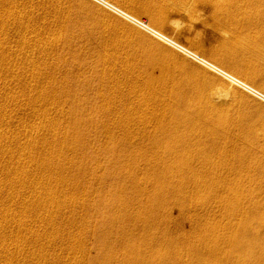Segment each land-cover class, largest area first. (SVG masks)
I'll return each instance as SVG.
<instances>
[{
  "label": "bare ground",
  "instance_id": "1",
  "mask_svg": "<svg viewBox=\"0 0 264 264\" xmlns=\"http://www.w3.org/2000/svg\"><path fill=\"white\" fill-rule=\"evenodd\" d=\"M15 1V0H14ZM12 1V0H0V9L2 10H0V21H2V23L3 24H9L10 25V23H11V26L15 23H17L19 26L20 25H24V19H28V16L26 17V18H24L23 17V15H22V8L23 7H21L22 6V4H23V2H25V3H29V0H28V2L27 1H25V0H20V3L19 4H17L19 1L17 0V2L15 1ZM32 0H30V2H31ZM95 2H98L99 4H101V5H103V6H105V7H107V8H109L111 11H114L116 14H118V15H120V17H123V18H125L128 22H130V23H134L135 25H137V26H139L140 28H142V29H144L145 31H147L148 33H150V34H152L153 36H155V37H157L159 40H162V41H164V42H166L167 44H169V45H171V46H173L174 48H176L177 50H179V51H181V52H183L186 56L188 55L189 57H192L193 59H195L196 61H198V62H200L202 65H204V66H206L208 69H211L212 71H214V72H216L217 74H219L221 77H223L225 80H226V82L228 83V84H225V88L224 87H221V89H223V91H222V96H223V93H224V95H225V97H226V95H230V93H231V89H229V88H233V87H239V89L241 88V89H243L244 91H246L247 93H249V94H251L252 96H254V97H256L257 99H259V100H261L262 102H264V74H262V75H260L259 73H256V72H253V71H249V69L247 68V64H245L243 61H245L244 59L243 60H241V58L240 57H235L234 56V53L231 51V52H226V51H221V50H219L220 48H218L219 46H216V45H210V44H205L204 42H202L199 38H197V37H191V38H189V40H190V44L189 45H186V44H184V43H181L180 42V40L178 41V39L176 40L175 39V37H172L171 35H168L167 33H166V31L164 30V28H165V26H166V24H167V20L164 18V17H162V14H160V13H162V11H159L160 13H158V12H156L155 10H152V9H150L148 6H146V5H143V6H139V5H136L135 3H134V1H127L126 2V0H94ZM174 1V0H173ZM180 3H181V12H183L184 14H187V12H185V11H187V9H188V12H189V10H190V12L188 13V14H190V15H193V16H195V11H196V6H198L197 4H199L200 5V7L204 10V12H207L206 13V15H208V19H207V21H208V24L210 25V27H211V29L214 31V32H216V33H219L218 35H220V34H227L228 35V37H230V41L231 40H233L234 42H237V43H239L240 45H241V43H242V45H243V49L242 50H246L247 52H249V53H252L253 52V54H260V55H264V0H178ZM192 1H193V3H192ZM197 3L196 4V6L194 5V3L195 2ZM35 2V1H34ZM37 2V1H36ZM123 2H125V4L123 5V4H121V3ZM172 2V1H171ZM178 2V3H179ZM20 4H21V6H20ZM45 4V3H44ZM146 4V3H145ZM174 4H175V2H174ZM187 4H189V5H192L191 6V8H190V6L189 7H187L186 5ZM18 5V6H17ZM27 5V4H26ZM38 5V4H37ZM40 5V4H39ZM38 5V6H39ZM164 5V4H163ZM24 7H25V5H23ZM30 6V5H29ZM35 6V5H34ZM47 6H49V5H47ZM162 6V5H161ZM170 6V5H169ZM183 6V7H182ZM18 7H20V9H18ZM32 7V6H31ZM36 7V6H35ZM43 7H44V5H43ZM200 7L198 6V8L200 9ZM34 8V7H33ZM160 8V7H159ZM171 8V7H170ZM28 9H30V8H28ZM42 9V8H41ZM34 10V9H33ZM36 10V9H35ZM45 10V9H44ZM59 10V9H58ZM88 10V9H87ZM167 10V9H166ZM180 10H178L177 12H179ZM47 11V10H46ZM52 11V10H51ZM171 11V10H170ZM198 11V10H197ZM197 11H196V14H197ZM25 12V14H26V11H23V13ZM36 13V12H35ZM48 13V12H47ZM24 14V15H25ZM27 14H28V12H27ZM26 14V15H27ZM32 14H33V12H32ZM66 14V13H65ZM146 15L147 16V18H145L144 20L143 19H140L139 17H140V15ZM31 15V14H30ZM30 15H29V17H30ZM36 15H37V13H36ZM57 15H60V14H57ZM62 15V14H61ZM189 15V16H190ZM199 15V14H198ZM197 15V16H198ZM34 16V15H33ZM56 16V15H55ZM64 16V15H63ZM52 17H53V15H52ZM103 17V16H102ZM104 17H106V16H104ZM186 17V16H185ZM204 17V16H203ZM41 18V17H40ZM42 18H44V17H42ZM48 18H50L49 20H48ZM48 18L46 19L47 20V22L48 21H50V25L52 26L53 24H55L56 26H57V24L58 23H60L59 24V28H58V31H55V32H57V34L54 32V30H55V27H53V31L51 32V30H50V28H51V26H49L48 28H49V31L51 32V35H48V36H50L51 37V39H46V38H44L43 37V39H41L42 37H40V35H42V34H38V33H36V35H34V36H37V34L39 35V36H37V37H39V38H35V39H37V40H39V42L41 43V44H44L43 46H45V45H49V47L51 46V45H54V43H55V41H56V39H52V37L54 36V34L56 35V38L57 37H59V38H64V39H66V40H68V39H70V38H77V37H84V38H86L87 40H88V42H92V43H96L95 42V37H94V35L93 34H95V33H93L92 31H91V29H84L83 28V30L82 31H80L79 32V34L76 36H74V35H72V33H75V32H72L70 29H69V27H68V22L67 23H65L64 22V20H61L60 21V19H62V18H60L59 19V17H57V18H55V17H53V19H51V17H49L48 16ZM108 18V17H107ZM112 18V17H111ZM192 18V17H191ZM191 18L189 19V20H191ZM200 18V17H199ZM37 19V18H36ZM66 19V18H65ZM195 19H197L196 17H195ZM35 20V19H34ZM38 20V19H37ZM46 20H45V22H46ZM52 20V21H51ZM169 20V19H168ZM28 22H26L25 23V25L26 24H28L29 25V20H27ZM31 21V20H30ZM39 21H41V20H39ZM54 21H55V23H54ZM118 21V20H117ZM37 22V21H36ZM42 22V21H41ZM40 22V23H41ZM106 22V21H105ZM31 23V22H30ZM49 23V22H48ZM53 23V24H52ZM86 23V22H85ZM31 24H33V23H31ZM109 24V23H108ZM112 24V23H111ZM119 24V23H118ZM9 25H7V26H9ZM49 25V24H48ZM54 25V26H55ZM174 25V24H173ZM209 25H208V27H209ZM7 26H5V27H7ZM43 25H41V29L43 28L42 27ZM45 26V25H44ZM75 26V25H74ZM104 26V25H103ZM204 26V25H203ZM206 26V25H205ZM22 27L23 26H21V29H22ZM25 27V26H24ZM27 28H29L28 26H26ZM33 27V26H32ZM31 27V28H32ZM40 27V26H39ZM73 27V26H72ZM80 27V26H79ZM99 27V26H98ZM119 27V26H118ZM125 27V26H124ZM177 27V26H176ZM184 27V26H183ZM3 27L1 26L0 27V29H2ZM10 28V27H9ZM12 28H14V27H12ZM16 28H17V26H16ZM15 28V29H16ZM37 28V27H36ZM35 28V32H36V29ZM47 28V27H46ZM110 28V27H109ZM108 28V29H109ZM5 29V28H4ZM19 30H20V28H18ZM18 29H17V31H18ZM40 29V28H39ZM6 30V29H5ZM4 30V31H5ZM29 30V29H28ZM102 30V29H101ZM111 30V29H110ZM143 30V31H144ZM15 31V30H14ZM40 31V30H39ZM47 31V30H46ZM49 31H47V32H49ZM25 32V31H24ZM28 32V31H27ZM54 32V33H53ZM103 32H104V30H103ZM242 32H245V34L247 35H243L242 34ZM4 33V32H3ZM2 32H1V34H3ZM6 33V32H5ZM31 33V32H30ZM41 33V32H40ZM44 33H46V32H44ZM53 33V34H52ZM93 33V34H92ZM99 33V32H98ZM111 33V32H110ZM115 33V32H114ZM181 33V32H180ZM241 33V34H240ZM26 34V33H25ZM48 34V33H47ZM47 34H43L42 36H46L47 38H48V36H47ZM135 34H136V32H135ZM139 34H140V32H139ZM139 34H138V36H139ZM7 36L9 35V33L8 34H6ZM21 35H22V33H21ZM20 35V36H21ZM96 35V34H95ZM109 35V34H108ZM118 35V34H117ZM142 35V34H141ZM241 35L242 36H244V38H247V39H243V40H247V41H242V40H240L241 39ZM3 36H4V34H3ZM33 36V37H34ZM31 38H33L32 37V35L30 36ZM97 37H100L101 38V36L99 35V36H97ZM108 37H110V36H108ZM143 37V36H142ZM21 38L23 39V42L25 43V45L27 46L28 45V48H26L25 46V48H23L24 50L25 49H27V51L30 49V47L29 46H31L32 45V43H31V41H30V45L28 44L29 43V39H26V36H24V35H22L21 36ZM30 38V39H31ZM83 38V40H85ZM104 39H105V37H103ZM154 38V37H153ZM156 38V39H157ZM34 38L33 39H31V40H35ZM102 40V41H100V43L98 44V43H96L97 44V46L95 47V48H97V47H99L100 49H98L97 50V55H98V60H97V62H99V65H98V67L100 68V70L98 69L97 70V72H99L98 74L100 75V79H99V82H100V84L102 83V82H104L103 80L104 79H110V81H109V84H107V85H109L110 87H108V88H111L110 90H114L113 92H111L112 93V97L114 98V99H116V100H118L117 99V97H120V95L122 94V92H119L120 90H122L124 87H126L125 88V90L127 89V95H129V94H133L132 96L131 95H129V97H131L130 99H129V97L127 98V99H125V101H122L123 103V105H122V107L124 106V109H121V110H125L123 113L125 114V115H123L124 117L122 118L121 117V119L120 120H115V119H113V118H116V117H118V118H120L119 117V115L117 116V115H115V117L114 116H112V119L113 120H110V122L111 121H113V122H111V124H110V126H107V123L105 124L104 122L106 121V119H104L105 121H103L102 119L100 120V119H97L96 118V121L95 122H98L100 125L99 126H96V127H99L100 129L99 130H101V128L103 127V129L101 130V132L102 131H105V133H106V136L108 135L107 133H109V135L110 136H116L115 138V140L114 141H116V147H115V151L116 152H119V154H117V156L119 157V159L120 160H122L121 158L123 157V158H129L130 159V157L132 156V155H137V153L135 152V153H132L133 151V147H131V149L129 148V146H132V145H134V143H136V138H137V136H134L135 138H133L132 140L133 141H135V142H131L132 140H131V138H132V136H133V134L134 133H136V135L137 134H140V133H138L139 131H140V125L137 123L138 121L140 122V124L143 126H141L142 128V132L144 133L145 131H149V129H148V127H149V125H155L156 126V128H157V130L154 128V130H156L157 132H159L160 134H162V135H169L170 136V138L172 137L173 139L175 138L178 142H177V145H176V148H174L173 150H171L172 149V145L170 144V147H171V149H167L166 148V152H159V151H156V152H159L158 154H156V158L158 157V163H157V165H155V164H152V168L150 169V171L149 172H146L148 175H146L147 176V182L149 183H151V184H154V185H152L151 187L152 188H150V189H146V187H145V191L143 190L142 191V187L144 186L142 183H140V180H137V178H136V180L134 179L135 178V175H134V173H133V171H135L133 168H137V170H138V167L136 166V165H138L137 163H138V161H140V159H137V158H139L140 156H138L137 155V158L135 159V157H131L132 158V161H131V159L129 160V161H131V164H130V167H129V169H130V173H129V181H131L132 183H131V185H130V188H129V186L127 187V186H124V188H123V186H121V188L122 189H124L123 191V193H125L124 194V199L123 200H125V202H126V204H127V206L124 208V209H122V210H118V211H114V215H110L108 218H103V220L101 221V227H100V229L97 231V232H95L94 233V237H95V251H96V254L93 256V258H92V260H91V262H90V264H260V263H264V212L262 211V205H263V203H261L260 201H259V196H257V194H255V193H252V192H250V194H248V196H246V197H243V196H235V200L237 201V202H239L240 204H241V206H243V209L242 210H240V212H238L239 213V215H238V213L233 217V219H236V220H239V222L238 223H235V225H234V228L232 227V226H224V227H222V228H217V225H218V222L217 223H215V225H214V223L212 224V223H210V221L208 222H203V221H201V218H199V217H196V219H193V225H192V227H191V229H190V227H187V228H189L188 229V233H186L185 235H183V236H180L179 235V232L176 230V226H177V224L176 223H178L179 221H181L182 220V215H180L179 217H181V218H179V219H177V218H173L172 216H173V214H171V215H168V213L166 212V210H165V208H166V206H170V207H178L179 208V210L180 209H182L181 207H182V205H183V200H184V198L186 197H184V193L186 192H188L187 191V189H188V187L186 188V187H184L183 185H184V182H185V179L184 178H180L179 176H177V177H175L174 175H173V166H172V168H171V163H169V164H167V166L169 165L170 167H167V166H165L166 164H165V161H166V155H168L169 157H172V162L176 159H180V158H182V157H184V156H181L182 154H187V153H191V155H194V156H196V157H192L191 158V160H193L194 161V164L192 165V166H188L187 165V162H188V160L190 159V158H188L187 160H186V162H184V164H185V167H181V169H183V168H185L187 171L188 170H191V169H193V168H195L196 167V165H197V170H198V168H199V170H200V172H199V174L197 175V176H193V180H195L194 181V183H193V181H192V179H190L189 180V178H188V180L190 181L189 182V184H186V185H191L190 183H192L193 185L192 186H194V189L195 190H203V191H206L207 193H205V194H207V195H209V196H214V197H219L218 196V191H220V190H224L223 192H226L227 190H229V192H231L230 194H232L233 193V195H234V192H237V189H236V187H234V188H230L229 187V185L228 186H225V184H226V182H228V181H230V182H232L231 180H235L236 181V183L238 182V180H237V178H236V176L235 175H233L234 173H230V174H228V176H226L227 174L225 173V176H222L223 177V179H219L220 178V176H218L219 174H218V172H217V170H219V168H220V166H219V168L217 169L216 168V166L218 165L217 163H218V161L220 160V159H222V158H224L222 161H224L225 162V164H224V166L222 167L223 168V171H224V169L225 168H227V169H231L232 167H234V168H239L240 170H242V172L243 171H248V172H251L253 175H255V176H258V177H260V179H259V181H258V184L259 185H257L259 188L260 187H262V189H261V191L264 193V182H263V178H264V133H263V135H258V134H256L255 133V131H256V129L257 128H259V127H261V128H263L264 129V120L262 121L261 119L259 120V118L257 117L258 116V112H259V108H258V106H257V104H255V103H253V101L252 100H249L248 98H240L239 100L240 101H242V103H244V106H245V108L248 110V111H250L251 112V114H253L254 115V118H253V120H252V122L251 123H249L245 128H242L241 127V122H238V121H228L227 119H225V118H223V117H221L220 116V110L221 109H223L221 106V109L219 110V113H217V111H218V109H217V111H214V112H211V111H209V110H197V109H195V110H190L189 109V112H188V110H187V107H189V105H195L194 103H191L193 100H191V102L190 101H188L189 103H187L186 101H185V96H183L182 95V93H180L179 91H178V87H177V84L178 83H175V81L171 78V77H169V74H168V77L163 73V74H161V75H155L154 73H153V67L155 66V65H159V66H162V67H164V72L166 71V70H168L165 66H164V64H163V60L161 59V58H155V57H152V56H149V55H145V58H143L144 60L142 61V60H139L137 57H133V56H131L130 55V52H129V50L127 49V51H126V49L124 48L125 47V45H123L122 44V42L121 41H118V40H114V39H112V40H114V41H109L107 38H106V40ZM61 40V39H60ZM66 40H63V41H65L66 43L65 44H67V41ZM73 40V39H72ZM77 40V39H76ZM87 40H85V41H87ZM148 40V39H147ZM217 40V39H216ZM227 40V39H226ZM59 41V40H58ZM79 41V40H78ZM81 41V40H80ZM219 41H220V39H219ZM229 41V40H228ZM232 41V42H233ZM33 42V41H32ZM84 42V41H83ZM83 42H81V43H83ZM223 42V41H222ZM221 42V43H222ZM226 42V41H225ZM224 42V43H225ZM259 42H261V44H262V46L263 47H261L260 45H259ZM34 43H35V41H34ZM80 43V44H81ZM208 43V42H207ZM216 43V42H215ZM23 44V43H22ZM35 44H37V46L39 45V43H37V41H36V43ZM35 44H34V46H32L33 48L34 47H36L35 46ZM40 44V45H41ZM60 44H62V43H60ZM59 44V45H60ZM76 44V43H75ZM74 44V45H75ZM127 44V43H126ZM232 44H234V43H232ZM1 45V44H0ZM39 45V46H40ZM57 45V44H56ZM56 45H54V46H56ZM59 45H57V47L59 46ZM128 45V44H127ZM147 45V44H146ZM219 45V44H218ZM221 45V44H220ZM228 45H229V43H228ZM64 46V45H63ZM85 46V45H84ZM89 46H92V45H89ZM94 46H95V44H94ZM154 46V45H153ZM260 46V47H259ZM41 47V46H40ZM52 47V46H51ZM50 47V49H48V47L47 46H45L44 48H46V50L44 49V51H46L47 52V50H52V48ZM39 48V47H38ZM43 48V47H42ZM40 49V50H42L43 51V49ZM53 48H55V47H53ZM59 48V47H58ZM62 48V47H61ZM60 48V49H61ZM63 48H65L66 50L65 51H67V49H69V48H66V45H65V47H63ZM70 48H72V46L70 47ZM76 47H74L73 49H75ZM79 48V47H78ZM77 48V49H78ZM153 48V47H152ZM156 48H158L159 49V47H157L156 46ZM230 48V47H229ZM234 48V47H233ZM22 49V50H23ZM32 49V48H31ZM73 49H72V51H73ZM82 49H83V46H82ZM157 49V50H158ZM173 49V48H172ZM34 50V49H33ZM32 50V51H33ZM38 50V49H37ZM39 50V51H40ZM54 50H56V48L54 49ZM70 50V49H69ZM89 50H90V48H89ZM154 50V49H153ZM156 50V51H157ZM160 50V49H159ZM163 50V49H162ZM161 50V51H162ZM164 50H167V49H164ZM241 50V49H240ZM56 51H58V49L56 50ZM74 51H76V49L74 50ZM151 51V50H150ZM176 51V50H175ZM22 52H24V51H22ZM30 52V51H29ZM68 52V51H67ZM70 52H71V50H70ZM133 52V51H132ZM147 52V51H146ZM167 52V51H166ZM1 53H2V51H1ZM0 53V54H1ZM6 53V52H5ZM27 53V52H26ZM33 53V52H32ZM40 53V52H39ZM48 53V52H47ZM59 53H62L61 51H59ZM144 53V52H143ZM153 53V52H152ZM157 53V52H156ZM170 53V52H169ZM179 53V52H178ZM245 53V52H244ZM248 53V54H249ZM9 54V53H8ZM25 56H27L26 54H25V52L23 53ZM41 54H42V56L44 55V53L43 52H41ZM50 54H51V52H50ZM55 53H53V55H54ZM58 54V53H57ZM64 54V53H63ZM84 54V53H83ZM89 55H90V52L88 53ZM87 54V55H88ZM94 53L92 52V55H93ZM174 54V53H173ZM182 54V53H181ZM236 54V53H235ZM3 55V53L0 55V56H2ZM16 55V54H15ZM20 55V54H19ZM22 55V54H21ZM45 55H47L48 56V54H46L45 53ZM44 55V56H45ZM66 55V54H65ZM67 55H69V53H67ZM66 55V56H67ZM162 55H163V53H162ZM169 55V54H168ZM61 56V55H60ZM60 56H58L59 58H60ZM80 56H82V55H80ZM91 56V55H90ZM160 56V55H159ZM251 56V55H250ZM2 57H4V56H2ZM1 57V58H2ZM9 58H10V56H8ZM16 56H14V58H15ZM29 57V56H28ZM31 57H33V56H30V58ZM37 57H38V54H37ZM87 57H89V56H87ZM140 57V56H139ZM163 57V56H162ZM182 57V56H181ZM248 57V56H247ZM261 57V56H260ZM9 58H7V54H6V57H5V59L6 60H8ZM17 58V57H16ZM20 57L18 56V59H19ZM35 58V57H34ZM39 58V57H38ZM55 58V57H54ZM63 58V57H62ZM66 58V57H65ZM65 58H64V60H65ZM85 58V57H84ZM92 58V57H91ZM96 58H97V56H96ZM141 58V57H140ZM166 58V57H165ZM169 58V57H168ZM170 58H172V57H170ZM178 58V57H177ZM184 58V57H183ZM246 58V57H245ZM3 59V61H5L4 60V58H2ZM1 59V60H2ZM23 59V58H22ZM21 59V61H24L25 60V57H24V60H22ZM27 59V63H29L32 59H30V61L28 60L29 58H26ZM42 59V58H41ZM51 59H53V58H51ZM57 59V58H56ZM55 59V60H56ZM67 59V58H66ZM81 59V58H80ZM180 59V58H179ZM188 59V58H187ZM11 60V59H10ZM9 60V61H10ZM14 60V59H13ZM40 62H41V60L40 59H38ZM38 60H36L35 62H38V64L37 65H39V61ZM44 60H45V58H44ZM87 60V59H86ZM93 60V59H92ZM172 60H173V58H172ZM171 60V61H172ZM15 61V60H14ZM21 61L19 62V63H21ZM46 61V60H45ZM45 61H44V64H45ZM62 61H63V59H62ZM69 61H70V59H69ZM165 61V60H164ZM180 61H182V60H180ZM1 62V65H2V61H0ZM53 62H54V60H53ZM60 62V61H59ZM71 62V61H70ZM77 62V61H76ZM84 62H85V60H84ZM94 62V61H93ZM174 62V61H173ZM188 62H189V60H188ZM188 62H186V63H188ZM6 63H7V61H6ZM12 63H13V61H12ZM12 63L10 64L11 66H12ZM25 63V61L24 62H22V64L21 65H18L17 64V62L15 63H13L14 65L13 66H15V64H17V66H16V69L18 70L19 68H17L18 66H22L23 64ZM26 63V65L27 66H29V64H27ZM32 63H33V65H34V62L32 61ZM57 63V62H56ZM68 63V62H67ZM66 63V64H67ZM74 63V65H76V63L75 62H72V64ZM184 63V62H183ZM8 64V67H11V66H9V62L7 63ZM47 64V63H46ZM55 64V63H54ZM90 64V63H89ZM89 64H87V66H89ZM178 63H176V65H177ZM180 64V63H179ZM192 64V63H191ZM190 64V65H191ZM1 65H0V67H1ZM26 65H23L24 67H26ZM36 65V66H37ZM70 65V64H69ZM68 65V66H69ZM83 65H85V64H83ZM82 65V66H83ZM173 65V64H172ZM188 65H189V63H188ZM6 66V65H5ZM30 66H32V64H31V62H30ZM29 66V67H30ZM40 66H41V64H40ZM40 66H38V67H40ZM50 66H52V65H50ZM59 66V65H58ZM57 66V67H58ZM77 67H78V64L76 65ZM81 66V65H80ZM93 66V65H92ZM96 66V65H95ZM178 66V65H177ZM180 66H182V68H184V69H186V71L188 70H190V71H192V68L191 69H189V67H187L185 64H181ZM24 67H22L23 69H24ZM33 67V66H32ZM60 67V66H59ZM72 67H74V66H71V68ZM84 67H86V66H84ZM84 67H82L83 69H84ZM97 67V66H96ZM171 67V66H170ZM192 67H194V66H192ZM21 68V67H20ZM27 68V67H26ZM41 68H43V67H41ZM48 69L50 68V67H47ZM75 68L76 67H74V70H75ZM81 68V69H82ZM154 68H156V66L154 67ZM198 68H200V66L198 67ZM4 69H5V67H4ZM3 69V70H4ZM16 69H13L14 70V72H15V76H16V72L17 71H15ZM28 69V68H27ZM30 69H32V68H30ZM47 69V70H48ZM55 69V68H54ZM70 69V68H69ZM68 69V70H69ZM78 69V68H77ZM157 69V68H156ZM1 70V69H0ZM3 70H1L2 71V73L3 72H5V71H3ZM6 70V69H5ZM8 70V69H7ZM12 70V69H11ZM29 70V69H28ZM27 70V71H28ZM36 70H37V67H36ZM35 69H33V72L32 71H28V72H32L31 74H32V77L34 78V76L35 77H37V76H39L41 73H42V70H41V72H39V69L37 70V72L38 73H40V74H38L37 75V72H34V71H36ZM51 70L52 69H50V72H51ZM59 70V69H58ZM61 70H62V67H61ZM73 70V71H74ZM90 70H92V68H90ZM9 71V70H8ZM27 71H26V73H27ZM54 71V70H53ZM60 71V70H59ZM64 71V70H63ZM65 71H66V68H65ZM77 71H80V70H77ZM93 71V70H92ZM115 71H119V73L121 72V74H119L120 76L122 75V79H118V76L119 75H117V74H115ZM162 71V70H161ZM187 71V72H188ZM206 71V70H205ZM9 72H11V71H9ZM8 72V73H9ZM22 72V71H21ZM24 72H25V70H24ZM48 72V71H47ZM46 72V73H47ZM50 72H49V75H50ZM61 72V71H60ZM68 72V71H67ZM88 73V70L86 71V68H85V70H82L81 71V73ZM194 72V71H193ZM18 73H20L19 71H18ZM17 73V74H18ZM25 73V74H26ZM72 73H74V72H72ZM72 73H69V74H72ZM92 73V72H91ZM117 73V72H116ZM166 73V72H165ZM198 73V72H197ZM0 74H1V72H0ZM4 74V73H3ZM7 74V73H6ZM6 74H4V75H6ZM29 75H30V77H31V74L30 73H28ZM54 74V73H53ZM58 74V73H57ZM160 74V73H159ZM186 74V73H185ZM193 74H195V73H193ZM199 74V73H198ZM2 75V74H1ZM12 75V76H11ZM11 75H9L10 76V78L11 77H13L14 75L13 74H11ZM19 75V74H18ZM17 75V76H18ZM22 75V74H21ZM42 75V74H41ZM40 75V76H41ZM47 75V74H46ZM48 75V76H49ZM74 75H75V73H74ZM3 76V75H2ZM7 76H8V74H7ZM7 76H5L6 78H3V77H1L0 76V78L2 79H7ZM8 76V77H9ZM20 76V75H19ZM18 76V77H19ZM25 75H23V77H24ZM26 76H27V74H26ZM25 76V77H26ZM48 76H46V77H48ZM54 76V75H53ZM63 76H64V74L62 75V77L61 78H63ZM70 75H68L67 77H69ZM25 77H24V79H25ZM28 78H29V76H27ZM50 77V76H49ZM74 79L75 78H77V77H75V76H72ZM71 77V78H72ZM85 77V76H84ZM87 77V76H86ZM85 77V78H86ZM94 76H92V78H93ZM14 78V77H13ZM39 78V77H38ZM38 78H36V79H38ZM45 78V77H44ZM44 78L42 77V79L44 80ZM64 78H66V77H64ZM63 78V79H64ZM71 78L69 79V80H71ZM81 78V77H80ZM92 78H91V80H92ZM96 78V77H95ZM94 78V79H95ZM99 78V77H98ZM119 78H121V77H119ZM201 78V77H200ZM0 79V80H1ZM16 79H19L20 81L23 79H21L20 77L19 78H16ZM16 79H13V83H15V80ZM23 79V80H24ZM30 79V78H29ZM29 79H26L25 81H27V80H29ZM35 79V78H34ZM41 79V80H42ZM59 79V78H58ZM58 79H56V80H58ZM62 79V80H63ZM73 79V80H74ZM78 79V78H77ZM9 80V79H8ZM10 80H12V79H10ZM9 80V82H11ZM22 80V81H23ZM30 80H32V79H30ZM29 80V81H30ZM40 80V81H41ZM47 80V79H46ZM22 81H21V83H22ZM25 81H23V85H24V87H25ZM35 81V80H34ZM37 81V80H36ZM35 81V82H36ZM38 81H39V79H38ZM40 81H39V84H40ZM53 80L51 79V82H52ZM65 81V80H64ZM79 81V80H78ZM84 81H85V79H84ZM1 82V81H0ZM5 82V81H4ZM4 82H3V84H4ZM8 82V83H9ZM16 82H17V80H16ZM35 82H33V83H35ZM47 82H49V81H47ZM47 82H45L46 84H47ZM59 82V81H58ZM57 82V83H58ZM61 82V81H60ZM59 82V83H60ZM72 82V81H71ZM82 82V81H81ZM87 82V81H86ZM91 82V81H90ZM108 82V81H107ZM225 82V83H226ZM25 83V84H24ZM31 83V82H30ZM29 83V84H30ZM44 82H42V84H43ZM62 83V82H61ZM66 83H68V82H66ZM73 83V82H72ZM72 83H70L71 85H68V86H73V84ZM84 83V82H83ZM82 83V84H83ZM105 83V82H104ZM2 84V83H1ZM28 84V83H27ZM26 84V87L28 86ZM46 84H44V85H46ZM65 84V83H64ZM78 84H79V82H78ZM217 84V83H216ZM215 84V85H216ZM5 85H7L6 83L3 85V86H5ZM12 85V84H11ZM13 85H15V84H13ZM35 85H36V83H35ZM41 85V84H40ZM52 85V84H51ZM87 85V84H86ZM106 85V84H105ZM221 85H223V84H221ZM30 86V85H29ZM33 86H34V84H33ZM49 86H50V84H49ZM66 86V85H65ZM67 86V87H68ZM77 86V85H76ZM92 86V85H91ZM100 86V85H99ZM180 86V85H179ZM218 87H219V85H217ZM1 87V89L2 88H5V87H2V86H0ZM11 87V86H10ZM19 87V86H18ZM21 87H23V86H21ZM36 87H40V86H36ZM36 87L34 88V87H32V89L34 88V89H36ZM47 87V86H46ZM50 87H52V86H50ZM59 87V86H58ZM57 87V88H58ZM62 87V86H61ZM77 87H80V85L79 86H77ZM90 87V86H89ZM89 87H86V88H89ZM94 87H95V85H94ZM97 87V86H96ZM101 87V86H100ZM99 87V88H100ZM7 88V87H6ZM17 88V87H16ZM41 88H42V86H41ZM40 88V89H41ZM49 88V87H48ZM52 88H54V87H52ZM69 88V87H68ZM84 88H85V86H84ZM83 88V89H84ZM108 88H107V90H108ZM216 88V87H215ZM20 88H18V90H19ZM25 89H27V88H25ZM33 89V90H34ZM56 88H54V89H52V90H55ZM72 89H74L73 87H72ZM81 89V88H80ZM96 89H98V87L96 88ZM218 89V88H217ZM4 89H2V91H3ZM6 90V89H5ZM11 90V89H10ZM22 89H20V91H21ZM29 90H31L30 89V87L28 88V91L26 90V92H30ZM37 90V89H36ZM63 90V89H62ZM61 90V91H62ZM66 90L67 91H65L67 94H68V91L69 92H71L72 90H68L67 88H66ZM75 91H77L76 90V88L74 89ZM86 90V89H85ZM85 90H83V92H82V95L83 94H85L84 93V91ZM100 90V89H99ZM98 90V91H99ZM103 90V89H102ZM181 90V89H180ZM13 91V90H12ZM12 91H10V92H6V91H4V93L6 92V94L8 95V96H10V93L12 92ZM32 91V90H31ZM40 91V90H39ZM58 91H60V90H58ZM64 91V90H63ZM88 91V90H87ZM92 91V90H91ZM91 91H90V93H91ZM14 92H15V90H14ZM23 92V91H22ZM24 92H25V90H24ZM23 92V93H24ZM40 92H42V91H40ZM45 92H47L46 90H45V88H44V91H43V93H45ZM51 92V91H50ZM78 92H80V91H78ZM95 92V91H94ZM124 92H126V91H124ZM217 92H219V89H218V91ZM221 92V91H220ZM236 92V91H235ZM33 92H30V94H31V96L29 97V98H31L32 97V95H34V93L32 94ZM52 93H53V91H52ZM59 93V92H58ZM64 93V92H63ZM75 93V92H74ZM77 93V92H76ZM76 93H75V96H76ZM99 93V92H98ZM103 91H102V96L101 97H103ZM105 93H106V91H105ZM110 93V92H109ZM109 93H108V97H110L109 96ZM118 93V94H117ZM14 94H16V93H11V95H14ZM17 94H19V93H17ZM26 94V96H29V95H27L28 93H25ZM37 94L38 93H36V97L38 98V96L40 97V95H41V98H42V95L43 96H47V93L46 94H39L38 96H37ZM72 94H73V91H72ZM78 94V93H77ZM92 94H94V93H92ZM96 94V93H95ZM188 94V93H187ZM220 94V93H219ZM218 94V95H219ZM232 94H235V93H232ZM1 95V94H0ZM63 95H65L66 96V94H63ZM62 95V96H63ZM74 95V94H73ZM72 95V96H73ZM99 95V94H98ZM111 95V94H110ZM123 95V94H122ZM186 95V94H185ZM205 95H206V92H205ZM216 97H218L216 94H214ZM2 96V95H1ZM49 96V95H48ZM71 96V97H72ZM80 96V95H79ZM94 96V95H93ZM186 96H188V95H186ZM191 96V95H190ZM227 96V97H228ZM234 96V95H233ZM7 97V96H6ZM20 97V96H19ZM21 97H22V94H21ZM35 97V98H36ZM50 97V96H49ZM47 98V100L48 101H46L47 102V105H48V102L49 101H51L52 99H53V97L50 99V98ZM68 97V96H67ZM70 97V96H69ZM78 97V96H77ZM89 97V96H88ZM98 97H100V95L98 96ZM100 97V98H101ZM107 97V98H108ZM111 97V98H112ZM124 97V96H123ZM122 97V98H123ZM206 97V96H205ZM208 97V96H207ZM216 97H214V98H216ZM220 97V96H219ZM236 97V96H235ZM33 98V100H34V97H32ZM37 98L35 99V101L37 100ZM86 98V97H85ZM94 98H97V96L95 97L94 96ZM112 98V100L110 99V100H107V103H109V101H114V99ZM191 98V97H190ZM189 97L187 98V99H190ZM194 99H195V97H193ZM198 98L200 99V97H198L197 96V99L196 100H198ZM213 98V97H212ZM220 98H222V97H220ZM229 98H230V96H229ZM231 98H232V96H231ZM5 99V102H7V100H6V98H4ZM3 99V100H4ZM16 97H15V101H16ZM22 99H23V97H22ZM45 99V98H44ZM50 99V100H49ZM54 99H55V97H54ZM61 99H63V98H61ZM103 99H105L104 97H103ZM103 99H101V100H103ZM120 99H121V97H120ZM217 99V98H216ZM234 99V98H233ZM19 100V99H18ZM26 100H27V98H26ZM32 100V99H31ZM32 100V101H33ZM38 100H41V99H39L38 98ZM66 100V99H65ZM92 100H94V99H92ZM98 100H99V98H98ZM97 100V101H98ZM101 100H100V103H101ZM126 100H127V102H126ZM195 100V101H196ZM204 100V99H203ZM215 100V99H214ZM232 100V99H231ZM11 101H13V100H11ZM20 101H23V100H21V98H20ZM27 101H29V100H27ZM42 101V100H41ZM45 101V100H44ZM54 101H56V99L54 100ZM79 101V100H78ZM85 101V100H84ZM96 101V102H97ZM105 101H106V99H105ZM120 101V100H119ZM118 101V102H119ZM195 101H193V102H195ZM206 100H204V102H205ZM208 101H210V100H208ZM212 101H213V99H212ZM2 102V101H1ZM0 102V103H1ZM4 102V101H3ZM2 102V103H3ZM5 102H4V104H5ZM10 102V101H9ZM17 102V101H16ZM16 102H15V105H16ZM29 102H31V101H29ZM34 102V101H33ZM60 102H62V100H60ZM69 102H70V104H71V101L69 100ZM88 102V101H87ZM86 101H85V103H87ZM94 101H92V103H93ZM95 102V103H96ZM215 101H213V103H214ZM226 102V101H225ZM230 102V101H229ZM11 103V102H10ZM35 103V102H34ZM36 103H39V102H37L36 101ZM45 103V102H44ZM42 104V106L44 105H46V103L45 104ZM55 103H57V102H55ZM64 103V102H63ZM63 103H60L59 105H60V108H59V105L57 106V104L55 105V106H53V110H57V111H60L59 109H61L62 110V107H61V104H63ZM68 103V102H67ZM83 103L84 102H82V105H83ZM84 103V104H85ZM99 103V102H98ZM99 103V105H98V107L101 105ZM107 103L105 104V105H107ZM115 103H116V101H115ZM196 103H198V104H200V102H196ZM212 102H209V104H211ZM18 104V103H17ZM22 104H23V102H22ZM24 104H25V102H24ZM27 104H29V103H27ZM33 104V103H32ZM52 104H54V103H52ZM75 104H76V102H75ZM77 104L78 105H80V103H78L77 102ZM94 104V103H93ZM102 104H103V102H102ZM118 104V103H117ZM197 104V105H198ZM201 104H203V102L201 103ZM201 104H200V106H201ZM216 104V103H215ZM219 104H222L223 105V102L221 103H219ZM227 104H228V102H227ZM6 105H8V104H6ZM29 105H31V104H29ZM34 105V104H33ZM39 105V106H38ZM37 106H35V108L33 109V107L34 106H32V108L31 109H33V110H31V112L30 113H36V114H38L39 112V114L40 115H42V119L41 118H39L40 120L38 121V123L36 124V126H34V128H30V127H28V128H30V129H28V128H26V130H25V128L23 129V132L25 131V133H23V135H25L26 134V132L27 133H29V135L31 136V134H33V135H35V134H37V133H34V132H38V131H40L39 129H41V130H45L44 128L46 127L45 125H46V120L48 119V118H50V117H48V113H47V111H48V109L45 111L46 113H44V111L41 113V108H42V106L40 105V104H38ZM65 105H69V103L68 104H64V106ZM78 105H76L77 106V109H78ZM104 105V104H103ZM102 105V106H103ZM109 105H111V102L108 104V106ZM119 105H120V102H119ZM206 105H208V104H206ZM206 105H204V106H206ZM5 106V105H4ZM10 106H12L13 107V109H12V111L14 112L15 110H16V107L14 108V105L12 104V105H10ZM18 106H19V104H18ZM49 106H51V104H50V102H49ZM63 106V105H62ZM63 106V108H65ZM72 106H74V105H72ZM71 106V107H72ZM85 106V105H84ZM93 106H97V104H94ZM107 106V107H108ZM112 106V105H111ZM113 106H115V105H113ZM211 106H214V104H212ZM219 106V105H218ZM217 105H216V107H218ZM224 106V105H223ZM3 107V106H2ZM11 107V108H12ZM46 107V106H45ZM66 107H68L69 108V106H66ZM101 107V106H100ZM110 107V106H109ZM116 107H118L119 108V106L117 105ZM120 107H121V105H120ZM193 108H196V107H198V106H192ZM207 107V106H206ZM208 107H210V106H208ZM6 108V107H5ZM19 108H20V106H19ZM29 108V107H28ZM49 108V107H48ZM67 108V109H68ZM85 108V107H84ZM87 108V107H86ZM91 108V107H90ZM93 108V107H92ZM95 108V107H94ZM112 108V107H111ZM204 108V107H203ZM213 108H215V107H213ZM212 108V109H213ZM1 109V112L2 113H0V115L2 114H4V113H6V112H4L3 113V109L2 108H0ZM22 109V108H21ZM26 109V108H25ZM30 109V108H29ZM50 109V111H51V109L52 108H49ZM67 109L65 108V110L67 111ZM72 109V108H71ZM96 109V108H95ZM94 109V110H95ZM117 108H115V110H116ZM119 109V110H120ZM205 109V108H204ZM216 109V108H215ZM7 110H9V109H7ZM18 110V109H17ZM20 110V109H19ZM24 110V109H23ZM27 110V109H26ZM43 110H45V108L43 109ZM224 110V109H223ZM25 111V110H24ZM37 111H39L38 113H37ZM49 111V112H50ZM56 111V112H57ZM75 111V110H74ZM81 111H83L84 112V109L83 110H81ZM91 111V110H90ZM96 111H98V108H97V110ZM114 111V110H113ZM116 111H118V109L116 110ZM205 111V112H204ZM8 112V111H7ZM11 112V111H10ZM18 112V111H17ZM28 112H29V110H28ZM55 112V111H54ZM68 112V111H67ZM83 112H81V113H83ZM107 112V111H106ZM105 112V113H106ZM109 112H111V111H109ZM223 112V111H222ZM9 113V112H8ZM15 113V112H14ZM14 113H12L11 112V114H10V116L12 115V114H14ZM27 113V112H26ZM30 113H29V115H30ZM66 113V112H65ZM69 113H70V111H69ZM88 114H89V112H87ZM101 113V112H100ZM99 113V114H100ZM114 113H115V111H114ZM113 113V114H114ZM122 113V114H123ZM17 114V113H16ZM19 114H20V112H19ZM23 114L25 115V113L23 112ZM28 114V113H27ZM35 114V115H36ZM51 114V112L49 113V115ZM63 114V113H62ZM67 114V113H66ZM72 114V113H71ZM74 114V113H73ZM99 114H97V115H99ZM101 114H104L103 112L101 113ZM108 114V113H107ZM106 114V115H107ZM121 114V115H122ZM217 114H219V115H217ZM223 114V113H222ZM1 115V118L3 117ZM15 115V114H14ZM13 115V117L15 118V120H14V118H13V121H16L18 118L16 117V116H14ZM29 115H27V116H29ZM32 116H33V114H31ZM53 115V114H52ZM54 115H57V114H54ZM85 115V114H84ZM87 115V114H86ZM109 115V114H108ZM134 115H136V117L138 118V120H135V121H137V122H134L133 120L136 118H134ZM22 116V115H21ZM31 116V117H32ZM37 116V115H36ZM63 116V115H62ZM72 116V115H71ZM75 117H77V115H74ZM82 116V115H81ZM223 116H225V113H224V115ZM8 117H9V114H8ZM41 117V116H40ZM57 117V116H56ZM65 117V116H64ZM105 117V116H104ZM5 119H6V117H4ZM67 118V117H66ZM74 118V117H73ZM78 118V117H77ZM83 118V121L84 120H86V121H89V123H90V121L91 120H93L92 118H90L89 116L87 117V116H85V117H82ZM101 118V117H100ZM117 118V119H118ZM230 118V117H229ZM5 119H3V120H5ZM11 119V118H10ZM51 119H53L52 118V116H51ZM54 119H55V116H54ZM57 119H58V117H57ZM62 118H60V120H61ZM65 119V118H64ZM67 119H69V116H68V118ZM71 119V118H70ZM0 121V130H1V122H5V121ZM19 120V119H18ZM34 120V119H33ZM78 120V119H77ZM114 120H115V122H114ZM133 121L134 123H137L138 124V127H139V130H138V127L137 128H135V131H136V129L138 130V131H136V132H131V130H134V128L132 129V125H133V123L131 122V121ZM32 121V120H31ZM53 121V120H52ZM59 121V120H58ZM67 121V120H66ZM79 121V120H78ZM108 121H109V118H108ZM26 122V121H25ZM25 122H23L22 121V123H25ZM49 122V121H48ZM57 122V121H56ZM60 122H61V124H62V121H59V124H60ZM69 122V121H68ZM80 122V121H79ZM78 122V123H79ZM92 122V121H91ZM129 122H131V124L129 123ZM142 122V123H141ZM7 124L6 125H9L8 124V122H6ZM16 123V122H15ZM54 123V121L51 123V124H53ZM65 123V122H64ZM75 123V122H74ZM77 123V122H76ZM4 124V126L5 127H7L6 125H5V123H3ZM20 124V123H19ZM49 124V123H48ZM69 124V123H68ZM86 124V123H85ZM84 124V125H85ZM92 124V123H91ZM91 124H90V126H88V128L90 129V127L92 128V126H91ZM118 124V125H117ZM11 125V124H10ZM21 125H23V124H21ZM87 125V124H86ZM89 125V124H88ZM95 125H98L97 123L95 124ZM102 125V126H101ZM109 125V124H108ZM115 125H117V127H120V128H122V129H120V130H122L121 132H125V133H122V134H125V136L123 135L122 136V134H116L115 132H114V130L116 131V129H117V127H116V129H111L110 127H115ZM146 125V126H145ZM16 126V125H15ZM27 126V125H26ZM43 126H45L44 128H43ZM49 126V125H48ZM47 126V127H48ZM51 126V125H50ZM53 126H54V124H53ZM65 125H63V127H64ZM75 125L73 124V128H75L74 127ZM137 126V125H136ZM13 128H14V126H12ZM21 127V126H20ZM58 127L61 129V127H60V125H58ZM71 127V126H70ZM151 127H153V126H151ZM151 127H149V128H151ZM3 128V127H2ZM8 128H11L10 126L8 127ZM8 128L5 130V131H7L8 130ZM12 128V129H13ZM18 128H19V126H18ZM72 128V127H71ZM93 128H95V126L93 125ZM241 128H242V130H241ZM260 128V129H261ZM11 129V132L10 133H12L13 132V130ZM56 129V128H55ZM59 129V130H60ZM65 129V128H64ZM76 129V128H75ZM110 129L113 131L112 133H115L116 135H114V134H111V131H110ZM72 130H74V129H72ZM91 130V129H90ZM89 130V131H90ZM95 130V129H94ZM93 130V131H94ZM97 130V129H96ZM98 130V131H99ZM153 130V128H151V130L150 131H152ZM16 131H17V128H16ZM15 131V132H16ZM22 131V130H21ZM21 131H20V133H19V135L18 136H20V135H22V133H21ZM50 131V134L52 133L53 135H56V132H55V130H54V128H52L51 127V129L49 130ZM93 131H91V132H93ZM147 131V132H148ZM236 131L237 132H242L243 133V136H240L238 133H236ZM33 132V133H32ZM44 132L45 131H41L40 133H43L44 134ZM57 132H58V129H57ZM61 132H63L62 130L60 131V133ZM73 132V131H72ZM88 132V131H87ZM97 131H95V133H96ZM101 132H99V133H101ZM130 132L132 133V136H130V135H128V134H130ZM146 132V133H147ZM259 132V131H258ZM18 133V132H17ZM17 133L15 134L14 133V139H16V137L15 136H17ZM75 133V132H74ZM77 133H79V132H77ZM76 133V134H77ZM104 133V134H105ZM150 133V132H149ZM8 134H9V132H8ZM49 134V133H48ZM71 134V133H70ZM69 134V135H70ZM87 134L89 135V132L88 133H86V136H87ZM93 134V133H92ZM104 134H103V136H104ZM142 134V133H141ZM9 135H11V134H9ZM41 135V134H40ZM45 135V134H44ZM59 135V134H58ZM63 135H64V133H63ZM85 135V134H84ZM91 135V134H90ZM119 135V136H118ZM135 135V134H134ZM145 135V134H144ZM142 136V137H145V136ZM148 137L149 136H151V134H149L148 135V133L146 134ZM156 136H157V134H155ZM161 135V136H162ZM4 136V133H3V135H2V133L0 134V137L2 138ZM7 136V133H6V135L4 136V137H6ZM17 136V137H18ZM26 136H28V134H26ZM30 136H28V138L30 137ZM42 136V135H41ZM41 136H40V138H41ZM57 136V135H56ZM60 136V135H59ZM77 136H79L78 134H77ZM140 136V135H139ZM139 136H138V139L137 140H139L140 138H139ZM147 136L145 137V138H147ZM159 136V135H158ZM157 136V137H158ZM23 137H25V136H23ZM36 137V136H35ZM34 136H33V138H35ZM49 137V136H48ZM72 137V136H71ZM73 137H75L74 135H73ZM84 137V136H83ZM91 137V136H90ZM92 137H93V135H92ZM92 137L90 138V140L92 139ZM102 137V136H101ZM105 137V136H104ZM103 137V138H104ZM107 137H109V136H107ZM106 137V138H107ZM156 137V138H157ZM168 137V136H167ZM1 138H0V141H1ZM9 138H11V136L10 137H8V139ZM11 139L12 141L14 140V139ZM22 138V137H21ZM19 139L18 138V140H19V144H20V140H22V139H24V138H22V139ZM30 138H32V136L30 137ZM29 138V139H30ZM45 138V137H44ZM53 138V137H52ZM63 138H64V136H63ZM68 138V137H67ZM95 138V137H94ZM159 138V137H158ZM161 138H163V136L161 137ZM179 138H181V139H179ZM3 139H5V138H3ZM7 139V140H8ZM25 139H26V137H25ZM46 139V138H45ZM61 139V138H60ZM69 140H70V136H69V138H68ZM72 139V138H71ZM77 139H79V137H77ZM77 139H76V141H77ZM81 139H84V138H81ZM87 139V138H86ZM101 139V138H100ZM236 139H238V142L237 141H235ZM250 139H252V140H250ZM6 140V139H5ZM10 140V139H9ZM30 140H32V139H30ZM37 140H39V139H37ZM41 140V139H40ZM54 140H56V139H54ZM61 140H63V142L64 143H66L65 141H64V139H61ZM67 140V139H66ZM69 140H68V142H69ZM89 140V139H88ZM88 140H86L85 141V143L88 141ZM89 140V141H90ZM103 139H101V141H102ZM109 140H111V138L109 139ZM144 140V139H143ZM148 140H149V138H148ZM4 141V140H3ZM12 141H10V142H12ZM15 141H17V139L16 140H14L13 142H15ZM23 141V140H22ZM27 141V140H26ZM34 141V140H33ZM43 141H44V139H43ZM46 141V140H45ZM44 141V142H45ZM50 141V140H49ZM51 141H53L52 139H51ZM58 141V140H57ZM72 141L73 140H71L70 141V143H72ZM76 141H74V142H76ZM96 141H98L97 139H96ZM113 141V140H112ZM112 141H111V144H112ZM153 142H152V144H155V145H159V146H161L162 144H163V142L161 141H159L158 139H155V140H152ZM164 141V140H163ZM32 142V141H31ZM30 142V143H31ZM39 142V141H38ZM48 142V141H47ZM59 142V141H58ZM82 142V141H81ZM80 142V143H81ZM95 142V141H94ZM103 142H105V139H104V141ZM141 142V141H140ZM145 142V141H144ZM151 142V141H150ZM175 142V141H174ZM5 143V142H4ZM3 143V145H5L6 147H4L3 145V149H1V150H3V152L5 151H7L8 150V148L10 149V147H8L7 148V145L9 144V142H8V144L6 145V144H4ZM15 143H17V142H15ZM14 143V144H15ZM17 143V144H18ZM24 143V142H23ZM22 143V145H25V144H23ZM43 143V142H42ZM49 143V142H48ZM57 143V142H56ZM64 143L62 144L63 146H64ZM88 143V142H87ZM105 143H107V142H105ZM110 143V142H109ZM133 143V144H132ZM137 143H139V141H137ZM136 143V144H137ZM142 143H143V141H142ZM142 143H140L139 144V149H140V151H141V147H142ZM149 143V142H148ZM172 143V142H171ZM2 144V143H1ZM1 144H0V146H1ZM16 144V145H17ZM18 144V145H19ZM39 144H41V143H39ZM51 144V143H50ZM60 144V143H59ZM67 144V143H66ZM73 144V143H72ZM76 145L75 146H78V144H77V142L75 143ZM89 145H90V143H88ZM96 144H98V143H96ZM100 144V143H99ZM136 144L134 145V150H136L137 148H135V146H136ZM144 144V143H143ZM12 145V144H11ZM36 145V144H35ZM46 145V144H45ZM52 145V144H51ZM61 145V144H60ZM60 145H58V146H60ZM61 145V146H62ZM68 145V144H67ZM81 145H83V144H81ZM81 145L79 144V147H81ZM141 145V146H140ZM164 145V144H163ZM10 146V145H9ZM14 146V145H13ZM30 146V145H29ZM28 146V147H29ZM40 146V145H39ZM38 146V147H39ZM50 146V145H49ZM53 146V145H52ZM61 146H60V149H63V148H61ZM69 146V145H68ZM68 146H66L65 145V147L66 148H64L66 151H67V147ZM75 146H74V148H75ZM96 146V145H95ZM100 146V145H99ZM104 146H105V144H104ZM104 146H102V147H104ZM113 146V145H112ZM146 145L144 144V148H146L145 147ZM153 146V145H152ZM165 146V145H164ZM163 146V147H164ZM166 146H168V145H166ZM165 146V147H166ZM238 146H243V148H242V150H243V155L241 156V157H237L236 156V147H238ZM43 147V145L42 146H40V149ZM46 147H48V146H46ZM54 147V146H53ZM55 147H56V145H55ZM70 147V146H69ZM86 146L84 145V147H83V149L85 148ZM96 147H98V145L96 146ZM101 147V148H102ZM147 147H148V145H147ZM175 147V146H174ZM2 148V147H1ZM6 148H7V150H6ZM17 148L18 149H20V152L21 153H23V155H25V154H30V152H32L33 150H29V149H25L24 150V148L23 147H21V148H23V149H21L19 146H17ZM50 148V147H49ZM71 148H72V146H71ZM71 148H68V149H71ZM89 148H90V146H89ZM156 148V147H155ZM154 147H153V149H155ZM13 149V148H12ZM30 149H31V147H30ZM35 149H38L37 148V146H36V148ZM43 149V148H42ZM41 149V150H42ZM47 149V148H46ZM53 149V148H52ZM55 149V148H54ZM76 149V148H75ZM82 149V148H81ZM80 148H78V150L80 151L81 150ZM157 149H159V148H157ZM0 150V151H1ZM15 150V149H14ZM14 150H12V152L10 151V153H16V152H18V150L16 151V152H13ZM40 150V151H41ZM64 150V151H65ZM74 150V149H73ZM73 150H71L72 152H73ZM77 150V151H78ZM87 150V149H86ZM86 150H84L85 152H86ZM100 150V149H99ZM253 150H254V152H256V151H258L259 153H261V155H260V157H253L252 156V154H253ZM54 151V150H53ZM66 151H65V153H63V151H59L58 153V155H61L60 153H63V154H66ZM70 151V150H69ZM69 151H67V155H69ZM70 151V153H72ZM77 151H75V152H77ZM82 151V150H81ZM80 151V152H81ZM89 151V150H88ZM87 151V152H88ZM137 151V150H136ZM142 151H143V149H142ZM152 151H155V150H152ZM160 151H162V149L160 148ZM229 151L231 152V154L229 153ZM3 152H0V154H2ZM9 152V151H8ZM8 152H6V153H8ZM48 152V151H47ZM79 152V153H80ZM97 152V151H96ZM232 152L233 153H235V155L232 157V159H231V156H230V158H227V159H225V157H229V156H227V155H232ZM9 153V154H10ZM42 153V152H41ZM53 153V152H52ZM74 153V152H73ZM73 153H72V157L74 158V156H73ZM89 153V152H88ZM87 153V154H88ZM91 153V152H90ZM144 153V151L142 152V154ZM149 153H150V151H149ZM215 153L217 154L218 153V155L220 154V157H218V155L217 156H215ZM8 154V156H10ZM20 154V153H19ZM45 154V153H44ZM49 154V153H48ZM47 154V155H48ZM82 154H83V152H82ZM86 154V153H85ZM94 154V153H93ZM92 154V155H93ZM98 154V153H97ZM105 154V153H104ZM3 155V154H2ZM14 155H16V154H14ZM34 155H36V154H34ZM43 155V154H42ZM50 155V154H49ZM55 155H56V153H55ZM74 155H76V154H74ZM79 155V154H78ZM145 155H147V154H145L144 153V157L145 158H147ZM154 155V154H153ZM238 155V154H237ZM5 156H7V154L6 155H4V157L3 158H5ZM53 156V155H52ZM66 156V155H65ZM71 156H69V157H71ZM86 156V155H85ZM85 156H83V157H85ZM104 156V155H103ZM179 156H181L180 158H179ZM215 156V157H214ZM225 156V157H224ZM255 156V155H254ZM2 157V156H1ZM11 157L12 156H10L9 157V160L11 159ZM16 157H18L19 158V155H17ZM15 156H14V160L15 161H18V164L20 163V160H16L17 158H16ZM32 157V156H31ZM34 157V156H33ZM58 157V156H57ZM61 157V156H60ZM71 157V158H72ZM79 157V156H78ZM77 157V158H78ZM81 157V156H80ZM79 157V158H80ZM86 157H88V156H86ZM2 158V159H3ZM13 158V157H12ZM38 158V157H37ZM41 158V157H40ZM40 158H38V159H40ZM43 158V157H42ZM47 158V157H46ZM67 158V157H66ZM71 158H69V160H71ZM97 158V157H96ZM143 158V157H142ZM155 158V159H156ZM175 158V159H174ZM185 158H187V157H185ZM253 158H255V159H253ZM20 159V158H19ZM24 160H26V158H23ZM37 159V160H38ZM44 159V158H43ZM54 159H56V158H54ZM61 159L62 158H60V160H58V162L59 161H61ZM63 159H65L64 157H63ZM62 159V160H63ZM81 159V158H80ZM79 159V161H82L83 162V160L81 159L80 160ZM89 159H91L90 157H89ZM115 159V155L113 156V159L112 160H114ZM149 159V158H148ZM5 161L6 160H8V159H4ZM4 160H2V161H4ZM8 160V161H9ZM12 160L13 159H11V162H12ZM24 160H21V161H23L22 163H24L25 161ZM29 161L31 160V159H28ZM35 160V159H34ZM46 160V159H45ZM49 160H51L50 158H49ZM73 160V159H72ZM72 160L71 161H69V164L71 163V164H73L74 165V163L76 164V165H78V163H79V165H80V162H78V163H76V162H72ZM76 159L74 158V161H75ZM94 160H96V159H94ZM120 160H118V161H120ZM138 160V161H137ZM151 160H152V158H151ZM181 160V159H180ZM41 161V160H40ZM67 161V160H66ZM87 161V160H86ZM91 161V160H90ZM105 161V160H104ZM146 161H147V159H146ZM145 161V162H146ZM150 161V160H149ZM148 161V162H149ZM157 161V160H156ZM170 161V162H171ZM37 162V161H36ZM36 162L35 163H33V162H31L30 161V163H32V164H36ZM43 162V161H42ZM51 162V161H50ZM49 162V163H50ZM57 162V161H56ZM56 162H55V164H56ZM57 162V163H58ZM85 162V161H84ZM93 162V161H92ZM122 162V161H121ZM137 162V163H136ZM144 162V161H143ZM167 162V161H166ZM177 162V161H176ZM4 163V162H3ZM6 163V162H5ZM15 163V162H14ZM14 163H13V165H14ZM22 163H21V166H22ZM39 163V162H38ZM37 163V165H39ZM48 163V162H47ZM48 163V165L50 166V164ZM54 163V162H53ZM64 163H66V162H64ZM97 163V162H96ZM124 163H125V161H124ZM155 163V162H154ZM174 164H175V162H173ZM181 163V162H180ZM189 163V162H188ZM221 163V162H220ZM8 164V163H7ZM9 164H11V163H9ZM15 164H17V162L15 163ZM25 164V163H24ZM23 164V165H24ZM28 164H29V162H28ZM31 164V165H32ZM44 164V163H43ZM68 164V165H69ZM84 164V163H83ZM83 164H81V165H83ZM91 164V163H90ZM93 164V163H92ZM139 164H141L140 162H139ZM191 164V163H190ZM5 165V164H4ZM12 165V166H13ZM20 165V164H19ZM26 165H27V163H26ZM31 165H30V167H31ZM57 165V164H56ZM55 165V166H56ZM61 165L62 166H65L64 168H66L67 169V167H66V165H63V161L61 162ZM60 164H59V166L60 167H58V169L59 168H62V166H61ZM75 165V168H74V170H76L77 171V169H78V167ZM78 165V166H79ZM9 167L11 166V165H8ZM8 166H7V169H8ZM12 166L10 167V168H12ZM27 166H29V165H27ZM35 166V165H34ZM33 166V167H34ZM46 166V165H45ZM89 166V165H88ZM140 166V165H139ZM177 166H179V164H177ZM0 167H1V164H0ZM6 167V166H5ZM4 167V168H5ZM14 167V166H13ZM24 168H27L26 166H23ZM22 167V168H23ZM38 167V166H37ZM43 167V166H42ZM41 167V165H40V168H42ZM52 167L53 166H51V168L50 169H52ZM69 167V166H68ZM81 167V166H80ZM82 167H84V166H82ZM82 167L81 168H79V169H82ZM87 167V166H86ZM125 167V166H124ZM180 167V166H179ZM244 167H246L247 168V170L246 169H244ZM17 168H18V166H17ZM32 168V167H31ZM47 168V167H46ZM64 168H63V170H64ZM91 168V167H90ZM90 168L88 169V170H90ZM98 168V167H97ZM109 168V167H108ZM174 168H176V166L174 167ZM234 168L232 169V170H234ZM7 169H6V171H7ZM19 169H21V168H19ZM18 169V170H19ZM44 169V168H43ZM99 169V168H98ZM140 169H142V168H140ZM139 169V170H140ZM180 168H178V170H179ZM196 169H195V171H196ZM9 170H12V169H8V171ZM17 170V169H16ZM15 170V171H16ZM16 171L17 173L19 172V175H21L20 174V170L19 171ZM30 170V169H29ZM61 171H62V169H60ZM84 171H85V168L83 169ZM87 170V169H86ZM177 170V169H176ZM226 170V169H225ZM5 171V170H4ZM4 171H3V173H4ZM13 171H14V169L12 170V171H10V172H12L13 173ZM14 171V172H15ZM21 171H23L24 173H26L23 169L21 170ZM27 171V170H26ZM47 171V170H46ZM52 171V170H51ZM54 171H55V169H54ZM60 171V172H61ZM147 171V170H146ZM9 172V175L11 174ZM43 172V171H42ZM48 172H49V170H48ZM48 172H47V174H48ZM59 171L58 172H56V175H59V173H60ZM64 172V171H63ZM87 172H89L90 173V171H87ZM87 172H83L82 171V174L84 173H87ZM225 172V171H224ZM7 173V172H6ZM33 173V172H32ZM41 173V172H40ZM53 173V172H52ZM79 173H81V172H79L78 171V173L76 172V174H79ZM88 173V174H89ZM94 173V172H93ZM92 173V175H94ZM98 173H99V171H98ZM138 173H140V172H138ZM229 173V172H228ZM46 174V175H47ZM83 174V175H84ZM91 174V173H90ZM119 174H121V173H119ZM137 174V173H136ZM7 175V174H6ZM26 174H23V176H25ZM28 175V174H27ZM33 175V174H32ZM41 175H42V173H41ZM99 175V174H98ZM144 175V174H143ZM216 175V176H215ZM222 175H224V173L222 174ZM245 175H247L248 176V173H245ZM5 176V175H4ZM8 176V175H7ZM6 176V177H7ZM11 176V175H10ZM15 176H17V175H15ZM15 176H13L12 175V177H13V179H14V177ZM86 175H84V177H85ZM96 176V175H95ZM139 176V174L137 175V177ZM215 176V177H214ZM11 177V178H12ZM20 177H22V176H20ZM45 177V176H44ZM48 177V176H47ZM47 177H45V179L47 178ZM55 177V176H54ZM84 177H78L77 176V179L76 180H78V178H80L81 180L84 178ZM86 177H88V176H86ZM93 177V176H92ZM98 177V176H97ZM225 177V178H224ZM4 178V177H3ZM2 178V179H3ZM8 179L10 178V177H7ZM25 178V177H24ZM50 178H51V176H50ZM145 178V177H144ZM143 178V179H144ZM216 178V179H215ZM2 179H1V181H2ZM16 179H17V177H16ZM47 179H49V177L47 178ZM61 179V178H60ZM69 179V178H68ZM12 180V179H11ZM19 180H20V178H19ZM19 180L17 181V182H19ZM37 180V179H36ZM50 181H51V179H49ZM74 180V179H73ZM96 180V179H95ZM175 180L177 181V184L175 185L174 184V182H175ZM216 180V181H215ZM4 181V180H3ZM8 181V180H7ZM20 181H22V184H23V180H20ZM41 181V180H40ZM67 181V180H66ZM79 182L78 183H81L80 182V180H78ZM97 181V180H96ZM211 181V182H210ZM5 182H6V179H5ZM10 182V181H9ZM14 182H15V184H16V180H14ZM24 182H26V179H25V181ZM36 182V181H35ZM43 182H44V180H43ZM59 182H60V180H59ZM70 182V181H69ZM98 182V181H97ZM141 182H143V181H141ZM146 182V181H145ZM171 182L173 183V184H171ZM188 182V181H187ZM246 182H247V179H246ZM246 182H243V183H241L240 184V188L243 190V189H245V188H248L249 190H251V188H249V186H248V184H249V182H248V184L246 185ZM11 183V182H10ZM27 183V182H26ZM29 184H30V182H28ZM42 183V182H41ZM76 182H74V184H75ZM87 183V182H86ZM96 183V182H95ZM149 183V184H150ZM235 183V184H236ZM2 185L4 184V183H1ZM0 184V185H1ZM5 184H7L8 185V183H5ZM5 184H4V186H5ZM12 184H13V181H12ZM18 184V183H17ZM16 184V185H17ZM21 184V188L22 187H24L23 185ZM33 184V183H32ZM31 184V185H32ZM45 184V183H44ZM43 184V185H44ZM66 184V183H65ZM64 184V185H65ZM85 183L83 182V186H85L84 185ZM140 184H142L143 186L141 187V185ZM206 184L207 185H212V184H216L215 185V187H213L212 189L210 188V187H206ZM1 185V186H2ZM11 185V184H10ZM16 185H13L14 187H16L17 188V186ZM20 185V184H19ZM30 185V186H31ZM36 185H37V182H36ZM64 185H61V187L63 186L64 187ZM67 185H71V184H67ZM66 185V186H67ZM81 185V184H80ZM90 185V184H89ZM92 185H93V183H92ZM231 185V184H230ZM12 186V185H11ZM13 186L12 187H10L9 188V186H8V188L10 189V191L12 190V188H13ZM28 186V185H27ZM49 186V185H48ZM55 186V185H54ZM53 185H52V187H54ZM76 186H77V184H76ZM75 186V187H76ZM95 186V185H94ZM213 186V185H212ZM222 186H224V188H221ZM234 186V185H233ZM7 187V186H6ZM26 187V186H25ZM24 187V188H25ZM47 187V186H46ZM46 187H44V188H46ZM59 186H57V188H58ZM74 186L72 187L71 186V188H74V191L73 192H75V189L77 188H75ZM87 187V186H86ZM91 187V186H90ZM90 187H89V189H90ZM137 188L136 189V192L134 193V191H131L130 189L131 188ZM225 187H227V188H225ZM21 188H20V192L24 189V188H22V190H21ZM27 188V187H26ZM34 188V187H33ZM32 188V190H34ZM36 188V187H35ZM50 188H51V186H50ZM55 188V187H54ZM68 188V187H67ZM144 188V187H143ZM191 188V187H190ZM201 188V189H200ZM221 188V189H220ZM238 188H239V186H238ZM239 188V189H240ZM4 189V188H3ZM6 189V188H5ZM8 189V190H9ZM14 189V188H13ZM28 189V188H27ZM41 189V188H40ZM103 189V188H102ZM227 189V190H226ZM31 190V191H32ZM39 190V189H38ZM38 190H36V193L38 192L39 193V191ZM59 190V189H58ZM84 190V189H83ZM106 190V189H105ZM118 189H116L115 191H117ZM6 191V190H5ZM10 191H8V192H10ZM13 191H15V190H13ZM17 191V190H16ZM45 191V190H44ZM47 191H48V189H47ZM46 191V193L48 194V196H49V198H48V196L47 195H45L46 196V198H48L49 200L50 199H53V195L51 196V194L49 195V192H47ZM54 191V190H53ZM53 191H52V193H53ZM82 191V190H81ZM148 191H150V194H151V198L149 199V201H142L141 203H140V205L138 206V208L135 210V212H136V214L133 212V211H130V210H128L127 208L129 207L130 209H132L131 208V206L134 204V202H135V200H136V198H138V194L137 193H139V194H147L148 193ZM7 192V191H6ZM19 192V193H20ZM25 192V191H24ZM23 192V193H24ZM58 192H61V193H63L62 191H61V189H60V191H58ZM67 192V191H66ZM71 192V191H70ZM69 192V193H70ZM87 192V191H86ZM91 192V191H90ZM94 192V191H93ZM190 192V191H189ZM189 192H188V194H189ZM195 192V191H194ZM197 192V191H196ZM229 192H226V193H229ZM11 193V192H10ZM12 193H14V192H12ZM15 193H17V192H15ZM19 193H18V195H19ZM23 193H20V195L21 194H23ZM35 193V192H34ZM45 193V194H46ZM55 193H57L56 192V190H55ZM80 193H82L83 194V192H80ZM108 193V192H107ZM220 193H222V192H220ZM6 194V193H5ZM25 194V193H24ZM72 196H71V195ZM70 194H68L69 196V198H70V196H71V199H72V197H73V194L72 193H70ZM76 194L78 195V192H76ZM88 194V193H87ZM93 194V193H92ZM110 194V193H109ZM236 194V193H235ZM7 195V194H6ZM8 195H9V193H8ZM11 195V194H10ZM16 195V194H15ZM18 195H16V196H18ZM26 195H28L29 196V193L28 194H26ZM38 195V194H37ZM42 195V194H41ZM57 195V194H56ZM56 195H54V197L56 196ZM61 195V194H60ZM59 195V196H60ZM75 195V194H74ZM89 195V194H88ZM187 195V194H186ZM194 195H195V193H194ZM243 195V194H242ZM259 195L261 196V194L259 193ZM3 196V195H2ZM15 196V197H16ZM22 196V195H21ZM25 196V195H24ZM45 196H43V199L42 200H44V202L43 203H47V199H46V201H45ZM65 196V194L63 195V197ZM93 196V198H94V195H92ZM114 196V195H113ZM4 197V196H3ZM10 197V196H9ZM8 197V198H9ZM13 197V196H12ZM15 197L13 198V199H15ZM20 197V196H19ZM27 197V196H26ZM32 197V196H31ZM57 197V196H56ZM61 197H62V195H61ZM63 197H62V199H63ZM79 197H80V194H79ZM82 197V196H81ZM86 197V196H85ZM85 197H83L84 199H85ZM88 198H89V196H87ZM106 197V196H105ZM116 197V196H115ZM187 197H189V196H187ZM191 197H192V195H191ZM194 197V196H193ZM226 198H228L227 196H225ZM39 198H41V197H39ZM69 198H68V200H69ZM190 198V197H189ZM196 198V197H195ZM224 198V197H223ZM225 198V199H226ZM230 198H232V197H230ZM0 199H1V197H0ZM5 199V198H4ZM12 199V198H11ZM12 199V200H13ZM20 199V198H19ZM23 199V198H22ZM22 199H20V203H21V200ZM29 199H31V198H29ZM28 199V200H29ZM67 199V198H66ZM66 199H64V203L63 204H65V202H68V201H66ZM75 201H77V199H75V196H74V198H73ZM72 199V200H73ZM82 199V198H81ZM81 199H80V201H81ZM83 199V200H84ZM108 199V198H107ZM106 199V200H107ZM18 200V199H17ZM53 200H55V199H53ZM60 200V199H59ZM82 200V201H83ZM109 200V199H108ZM138 200V199H137ZM189 200V199H188ZM191 200H193L194 201V199L192 198ZM201 200V199H200ZM212 200H213V198H212ZM224 199H222V202L223 203H221V202H218V203H216L215 201L214 202H212V203H214V204H211V202H210V204H208V203H205V204H203V205H199L198 206V204H197V206L199 207V208H203V209H205V210H208V211H210V210H214L215 208H219V210L220 209H223V213H225V210H228V209H230L229 207H231L230 205H228L229 207H227V201H229V199L228 200H226L225 202L223 201ZM5 201V200H4ZM7 201V200H6ZM13 201H15V200H13ZM24 201V200H23ZM34 201V200H33ZM40 201H41V199H40ZM52 201V200H51ZM50 201V202H51ZM70 201V200H69ZM79 201V200H78ZM77 201V202H78ZM81 201V202H82ZM85 201V200H84ZM87 201V200H86ZM88 201H90V199L88 200ZM102 201H103V199H102ZM190 201V200H189ZM219 201H221V200H219ZM231 201H233V200H231ZM230 201V202H231ZM53 202V201H52ZM58 201H56V203H57ZM74 201H72V203H73ZM80 202V203H81ZM91 202V201H90ZM104 202H105V200H104ZM196 202V201H195ZM227 202V203H226ZM229 202V203H230ZM19 203V202H18ZM23 203V202H22ZM21 203V204H22ZM39 204H40V202H38ZM37 203V204H38ZM53 203H55V202H53ZM72 203H70L69 205L70 206H72L71 204ZM76 203V202H75ZM85 203V202H84ZM108 203V202H107ZM110 203V202H109ZM194 203V202H193ZM216 203V204H215ZM228 203V204H229ZM17 204V203H16ZM30 203H28V205H29ZM36 204V203H35ZM36 204V205H37ZM52 204V203H51ZM60 204V203H59ZM68 203H66V205H67ZM89 204V203H88ZM91 204H92V202H91ZM186 204H188V205H190V206H192L193 204H190V203H186ZM262 204V205H261ZM10 205V204H9ZM24 205V204H23ZM27 205V203L24 205V206H26ZM41 205H42V201H41V204H40V206L39 205H37V206H39V207H41ZM44 205V204H43ZM50 205V204H49ZM48 205V207H44V210L45 209H47V208H49L50 206ZM55 205V204H54ZM112 205V204H111ZM194 205H195V203H194ZM237 205H239V204H237ZM8 206V205H7ZM15 206V205H14ZM30 206H31V204H30ZM33 207V209H34V205H32ZM36 206V211H38V209H39V207H37ZM45 206H46V204H45ZM74 206V205H73ZM78 205H76V207H77ZM106 206V205H105ZM258 206H260V208H258ZM2 207V206H1ZM6 207V206H5ZM52 207H54V206H52ZM84 207H86V206H84ZM192 207H194V206H192ZM11 208V207H10ZM28 208H29V206H28ZM61 208H67V207H60V209ZM71 208V207H70ZM75 207H73L72 209H74ZM77 208H80V207H77ZM83 208V207H82ZM114 208H115V205H114ZM178 208H176L177 210H178ZM190 208V207H189ZM189 208H187V209H189ZM242 207H240V209H241ZM6 209V208H5ZM4 209V210H5ZM40 209H42V207L40 208ZM55 209V208H54ZM58 209V208H57ZM89 209L91 210V208L89 207ZM100 209V208H99ZM112 209H113V206H112ZM167 209V208H166ZM187 209H185V210H187ZM15 210V209H14ZM17 210V209H16ZM15 210V211H16ZM24 210V209H23ZM29 210H30V208H29ZM53 210V209H52ZM52 210H50L51 212H53ZM66 210V209H65ZM67 210H68V208H67ZM66 210V211H67ZM84 210V209H83ZM102 210V209H101ZM108 210H109V208H108ZM111 210V209H110ZM7 211H8V214H9V208L7 209ZM31 211V210H30ZM40 211H42V210H40ZM45 211H47V210H45ZM49 211V212H50ZM55 211H56V209H55ZM54 211V212H55ZM63 211V210H62ZM89 211V210H88ZM103 211V210H102ZM176 211V210H175ZM191 211V210H190ZM202 211V210H201ZM237 211V209L235 210V212ZM3 212V211H2ZM58 212V211H57ZM64 212V211H63ZM62 212V213H63ZM95 212V211H94ZM172 212V211H171ZM178 212V211H177ZM220 212H221V210H220ZM243 212H244V216L246 217L245 219H243V220H240V219H242V218H239V217H241L242 215H243ZM12 213V212H11ZM18 213H19V211H18ZM29 213V212H28ZM36 213V212H35ZM45 213V212H44ZM64 213H66V212H64ZM63 213V214H64ZM111 213V212H110ZM179 213H180V211H179ZM190 213V212H189ZM201 213H203V212H201ZM206 213V212H205ZM8 214H7V216H5V214H4V216L7 218L8 217ZM16 214V213H15ZM20 214V213H19ZM34 214V213H33ZM59 214V213H58ZM61 214V213H60ZM63 214H61V216H63ZM68 214V213H67ZM67 214H65V216L67 215ZM77 214H79V213H77ZM84 214V213H83ZM87 214H89V213H87ZM182 214V213H181ZM184 214H188V213H185L184 212ZM12 215V214H11ZM35 215V214H34ZM49 215V214H48ZM86 215V214H85ZM90 215V214H89ZM179 215V214H178ZM201 215V214H200ZM216 215V214H215ZM219 215V214H218ZM38 216V215H37ZM41 216H42V214H41ZM41 216H39V218L41 217ZM60 216V215H59ZM64 216V217H65ZM87 216V215H86ZM174 216H176L177 217V215H174ZM207 216V215H206ZM209 216V215H208ZM210 216H213V215H210ZM210 216H209V218H210ZM226 216V215H225ZM9 217H11V216H9ZM20 216H18V219L17 220H19L20 218H19ZM45 217V216H44ZM54 217V216H53ZM63 217V218H64ZM88 217V216H87ZM86 217V218H87ZM90 217V216H89ZM93 217V216H92ZM193 217H194V215H193ZM217 217V216H216ZM17 218V217H16ZM16 218H12V219H16ZM22 218V217H21ZM28 218V217H27ZM31 218H32V216H31ZM56 218V217H55ZM61 218V217H60ZM66 218V217H65ZM69 218V216L67 217V219ZM86 218H84L83 220H85ZM185 218H186V216H185ZM206 218V217H205ZM204 218V219H205ZM218 218V217H217ZM222 218V217H221ZM227 218V217H226ZM8 219V218H7ZM11 218H9V220H7V221H10V220H12ZM24 219V218H23ZM23 219H22V221H23ZM34 219V218H33ZM46 219V218H45ZM47 219H48V221L47 222H49V218L47 217ZM51 219H52V215H51ZM74 219V218H73ZM186 219H188V218H186ZM3 220H5V219H3ZM13 220V221H14ZM17 220H15V221H17ZM29 220V219H28ZM55 220V219H54ZM53 220V221H54ZM63 220V219H62ZM82 220V221H83ZM88 220V219H87ZM206 220H208V218H206L205 219V221ZM209 220H211V218L209 219ZM216 220V219H215ZM219 220H220V223H221V219L219 218ZM224 220V219H223ZM222 220V221H223ZM229 220V219H228ZM235 220V221H236ZM12 221V222H13ZM30 221H34V220H30ZM29 221V222H30ZM38 221V219H36V221H35V223L36 224H38L39 225V223L37 222ZM41 221V220H40ZM39 221V222H40ZM51 221L52 220H50V223H51ZM53 221H52V223H53ZM67 221V220H66ZM69 221H70V219H69ZM73 221H75V220H73ZM91 221V220H90ZM217 221V220H216ZM3 222V221H2ZM20 222V224L22 223L21 222V220L19 221ZM18 222V223H19ZM26 222V221H25ZM56 221H54V223H55ZM72 222V221H71ZM213 222V221H212ZM4 223V222H3ZM3 223H1L0 225L1 226H4V225H2ZM17 223V222H16ZM16 223H15V225H16ZM33 223V222H32ZM41 223V222H40ZM43 223H44V221H43ZM45 223H46V221H45ZM67 223H69V222H67ZM81 223H83V222H81ZM85 223H87L86 221L83 223V224H85ZM93 223H95V222H93ZM223 223V222H222ZM5 224V223H4ZM8 224V223H7ZM11 224V223H10ZM10 224H8V226L10 225ZM26 224V223H25ZM28 224V223H27ZM82 224V225H83ZM88 224V223H87ZM87 224H85V225H87ZM192 224V223H191ZM23 225H24V223H23ZM33 225H34V223H33ZM37 225V226H38ZM42 226H44V224H41ZM46 226L48 225V223H46L45 224ZM50 225V224H49ZM61 225V224H60ZM80 225V224H79ZM82 225H80V227L82 226ZM94 225V224H93ZM222 225V224H221ZM224 225H226L225 224V222H224ZM7 226V227H8ZM14 226V225H13ZM20 226V225H19ZM25 226V225H24ZM27 226V225H26ZM28 226H29V224H28ZM52 226H54L53 224H52ZM73 226V225H72ZM74 226H76V225H74ZM179 226V225H178ZM220 226V225H219ZM5 227V226H4ZM3 227V228H4ZM33 227V226H32ZM40 227V226H39ZM49 227V226H48ZM47 227V228H48ZM66 227H67V225H66ZM70 227V226H69ZM84 227V226H83ZM87 227V226H86ZM86 227H84L85 229H86ZM221 227V226H220ZM9 228V227H8ZM7 228V229H8ZM11 225H10V228L8 229L9 231H11ZM26 228V227H25ZM29 228V230H30V227H28ZM34 228V227H33ZM63 228V227H62ZM61 228V229H62ZM75 228V227H74ZM78 228V227H77ZM82 228V227H81ZM80 228V229H81ZM83 228V229H84ZM0 229H1V227H0ZM27 229V228H26ZM38 229V228H37ZM45 229V228H44ZM50 229V228H49ZM53 229H56V226H55V228H53L52 227V230ZM82 229V230H83ZM40 230V229H39ZM51 230V229H50ZM51 230V231H52ZM69 230V229H68ZM79 230V229H78ZM77 230V231H78ZM87 231H88V229H86ZM7 231V230H6ZM12 231H13V229H12ZM14 231H16V230H14ZM26 231V230H25ZM36 231V230H35ZM41 231V230H40ZM59 231V230H58ZM62 231V230H61ZM76 231V230H75ZM185 231V230H184ZM2 231L0 230V233H1ZM23 232H24V230H23ZM50 232V231H49ZM57 231L55 230V233H56ZM65 232H67V231H65ZM70 232V231H69ZM82 233H84V230L83 231H81ZM89 232V231H88ZM4 234H5V229H4V232H3ZM2 233V234H3ZM7 233V232H6ZM36 233V232H35ZM38 233H40L39 231H38ZM51 233V232H50ZM54 232L53 233H51V235L53 234H55ZM58 233V232H57ZM59 233H60V231H59ZM58 233V234H59ZM62 233V232H61ZM68 233V232H67ZM73 233V232H72ZM71 233V234H72ZM91 233V232H90ZM3 234V235H4ZM22 234H24V233H22ZM26 234V233H25ZM32 234V233H31ZM41 234V233H40ZM57 234V235H58ZM81 234V233H80ZM80 234H78V235H80ZM11 235V234H10ZM13 235H15L14 233H13ZM17 235H18V232H17ZM33 235V234H32ZM35 235V234H34ZM43 235V234H42ZM75 235H76V233H75ZM85 234H82V236H84ZM91 235V234H90ZM25 236V235H24ZM24 236H22L23 238H24ZM27 236V235H26ZM41 236V235H40ZM40 236H39V238H40ZM56 236V235H55ZM72 236V235H71ZM77 236V235H76ZM76 236H72V238H74V237H76ZM0 237H4V236H1V234H0ZM5 237H6V234H5ZM8 237V236H7ZM13 237V236H12ZM12 237L11 238H9L8 237V239H10V240H12ZM17 237H19V236H17ZM31 237V239H32V237L33 236H30ZM38 237V236H37ZM44 237H45V235H44ZM51 237V236H50ZM63 237V236H62ZM90 237V236H89ZM15 238V237H14ZM20 238V237H19ZM22 238V240H23V242H24V240L25 239H23ZM33 238H35V236L33 237ZM38 238V239H39ZM59 238H61V235H59ZM71 238V237H70ZM1 239V238H0ZM3 239V238H2ZM16 239V238H15ZM49 239H51V238H49ZM52 239H56V238H52ZM51 239V240H52ZM58 239V238H57ZM65 239V238H64ZM80 239H81V237H80ZM14 240V239H13ZM17 240H18V238H17ZM17 240H16V242H15V245L17 244ZM26 240H27V237H26ZM42 240H44V239H42ZM51 240H49V242L48 243H50V241ZM59 240V239H58ZM62 240V239H61ZM73 240V239H72ZM3 241V240H2ZM4 241H6V243H7V240L6 239H4ZM15 241V240H14ZM38 241V240H37ZM67 241V240H66ZM65 241V242H66ZM81 241V240H80ZM10 242V243H9ZM39 242V241H38ZM43 242V241H42ZM42 242H40L41 244H43ZM46 242V241H45ZM52 242H54V243H51V244H55V242L56 241H52ZM63 242V241H62ZM85 242V241H84ZM4 244L3 242L1 243V241H0V250H5V252H6V250H11V249H13V247L15 246H13L12 248H11V244H13L14 242H12L11 243V241H9L8 240V243L11 245L10 247L7 245V244ZM21 242H20V240H19V244H20ZM28 243H30V242H28ZM33 243V242H32ZM37 243V242H36ZM47 243V242H46ZM46 243H44V246H45V244ZM56 243H59L58 241L56 242ZM71 243H72V241H71ZM82 243V242H81ZM248 243H252V246H248L247 244ZM24 244H26L25 242H24ZM64 244V243H63ZM62 244V245H63ZM68 244V243H67ZM74 244V243H73ZM23 245V244H22ZM22 245H20V247L22 246ZM29 245V244H28ZM32 245H34V244H32ZM38 245H39V243H38ZM58 245V244H57ZM72 245V244H71ZM71 245L69 246V245H65V246H69L68 248H70L71 247ZM80 245V244H79ZM82 245H83V243H82ZM82 245H81V247H82ZM7 246H8V248H7ZM31 246V245H30ZM47 246V245H46ZM55 246V245H54ZM61 246V245H60ZM75 246V245H74ZM92 246H93V244H92ZM18 248H19V245L17 246ZM25 247V246H24ZM29 247V246H28ZM34 247V246H33ZM37 247V246H36ZM49 247V246H48ZM94 247V246H93ZM38 249H39V251L42 249V247L39 245V247H37ZM37 248H35V250L34 251H36V249ZM45 249L47 248V247H44ZM43 248V249H44ZM56 248H58V247H56ZM15 249H16V246H15ZM30 249V248H29ZM37 249V250H38ZM54 249V248H53ZM72 249V250H71ZM80 249H82V248H80V246H78V245H76L75 246V248H70V250L71 251H74L73 253H78V252H80L79 250ZM18 249H16V251H17ZM52 250V249H51ZM77 250H78V252H77ZM85 250V249H84ZM93 250H94V248H93ZM15 251V254L17 255L16 256V258L18 257V251L16 252ZM23 251V253H24V249L22 250V247H21V252ZM27 251V250H26ZM31 251V250H30ZM47 251V250H46ZM50 251V250H49ZM52 251H55V250H52ZM67 251H69L68 249H67ZM70 251V252H71ZM86 251V250H85ZM1 252V251H0ZM4 252V253H5ZM8 252V251H7ZM5 253V254H7L8 256H10L8 253ZM10 252H14V250L13 251H10ZM41 252L43 253H45V250L44 251H42L41 250ZM40 252V253H41ZM59 252V251H58ZM66 252V251H65ZM87 252H88V250H87ZM28 253V252H27ZM30 253V252H29ZM36 253H38L37 255H39V252H36ZM44 253H43V255L41 254V258H42V256H44ZM51 253V252H50ZM15 254H14V256H15ZM46 254V253H45ZM47 254H48V252H47ZM46 254V255H47ZM54 254V253H53ZM63 254V253H62ZM82 254V253H81ZM7 255H2V256H7ZM12 255V254H11ZM22 255V254H21ZM23 255H25V253L23 254ZM22 255V256H23ZM30 255H31V253H30ZM64 255V254H63ZM62 255V256H63ZM69 255V254H68ZM71 255V254H70ZM78 255V254H77ZM86 255H87V253H86ZM85 255V256H86ZM2 256H0V257H2ZM22 256H19V257H21L20 259H22ZM40 256V255H39ZM39 256H37V258L39 257ZM50 256V255H49ZM72 256V255H71ZM80 256H82V255H80ZM12 257V256H11ZM25 257V256H24ZM23 257V258H24ZM48 257V256H47ZM53 257H57L56 255L55 256H53ZM70 257V256H69ZM4 258V257H3ZM29 258V257H28ZM36 258V259H37ZM45 258L46 257H44V260H45ZM58 258V257H57ZM65 258H67V257H65ZM75 258V257H74ZM83 258V257H82ZM1 259V258H0ZM5 259V258H4ZM8 259H9V257H8ZM27 259V258H26ZM33 259H34V257H33ZM39 259H40V257L38 258V262H39ZM61 259L62 260H64V258H62L61 257ZM70 259V258H69ZM79 259V258H78ZM81 259V258H80ZM2 260V259H1ZM28 260V259H27ZM35 260V259H34ZM41 260V259H40ZM62 260H60L61 262H62ZM5 261V260H4ZM3 261V262H4ZM18 261H19V259H18ZM24 261V260H23ZM22 261V262H23ZM29 261V260H28ZM47 261V260H46ZM55 261V260H54ZM71 261V260H70ZM70 261H69V263H70ZM74 261H75V259H74ZM83 261V260H82ZM11 262V261H10ZM26 262V261H25ZM43 262V261H42ZM53 262V261H52ZM16 263V262H15ZM24 263V262H23ZM29 263V262H28ZM31 263H32V261H31ZM30 263V264H31ZM34 263V262H33ZM32 263V264H33ZM37 263V262H36ZM60 263V262H59ZM58 263V264H59ZM63 263V262H62ZM81 263V262H80ZM78 261H77V259H76V261H75V263H73V264H80ZM7 264V263H6ZM37 264H43V263H37ZM61 264V263H60ZM64 264H65V261H64ZM67 264V263H66Z\"/></svg>",
  "mask_w": 264,
  "mask_h": 264
},
{
  "label": "rangeland",
  "instance_id": "2",
  "mask_svg": "<svg viewBox=\"0 0 264 264\" xmlns=\"http://www.w3.org/2000/svg\"><path fill=\"white\" fill-rule=\"evenodd\" d=\"M12 1H14V0H12ZM16 2H17V0H15ZM14 1V2H15ZM19 2L17 3V4H19L20 3V0H18ZM25 1H27L28 2V0H25ZM35 1V2H34ZM37 1V2H36ZM111 1V0H110ZM113 1V0H112ZM128 0H126V2H127ZM129 1H134V3L136 4V5H139V6H143V5H146V6H148L150 9H152V10H155L156 12H158V13H160L159 11H162V13H160V14H162V17H164L166 20H167V24H166V26H165V28H164V30L166 31V33L168 34V35H171L172 37H175V39L177 40L178 39V41L180 40V42L181 43H184V44H186V45H189L190 44V40H189V38H191V37H197V38H199L202 42H204L205 44H210V45H216V46H219L218 48H220L219 50H221V51H226V52H233L234 53V56L235 57H240L241 58V60H245V61H243L245 64H247V68L249 69V71H253V72H256V73H259L260 75H262V74H264V55H260V54H253V52L252 53H249V52H247L246 50H242L243 49V45H242V43H241V45L239 44V43H237V42H234L233 40H231L230 41V37H228V35L227 34H220V35H218L219 33H216V32H214L212 29H211V27H210V25L208 24V21H207V19H208V15H206V13L207 12H204V10L200 7V5L199 4H197L195 1V3H194V5L196 6V4L200 7V9L198 8V6H196L195 8H196V11H197V14H196V11L194 12L195 13V16H193V15H190V14H188L189 12H190V10H189V12H188V9H187V11H185V12H187V14H184L183 12H181V3L178 1V0H129ZM172 1V2H171ZM174 2H175V4H174ZM179 2V3H178ZM45 3V4H44ZM121 3V2H120ZM146 3V4H145ZM192 3H193V1H192ZM27 4V5H26ZM39 6H38V5ZM121 4H125V2L123 3H121ZM164 4V5H163ZM23 5H25V7L23 6ZM30 5V6H29ZM36 7H35V6ZM43 5H44V7H43ZM47 5H49V6H47ZM126 5V4H125ZM162 5V6H161ZM170 5V6H169ZM18 6V5H17ZM20 6H21V4H20ZM32 6V7H31ZM187 7H189L190 6V8H191V6L192 5H189V4H187L186 5ZM21 7H23L22 8V15H23V17L24 18H26L27 16H28V19L26 18V19H24V25H18L17 23L15 24H13L12 26H11V23H10V25L9 24H3L2 23V21H0V27L2 26L3 28L2 29H0V53H1V51H2V53H3V55L2 56H4V57H2V56H0V61H2V65H1V62H0V65H1V67H0V69L1 70H3L4 69V67H5V69L3 70V71H5V72H3L4 74H8V76L9 75H11V74H13L14 76V78L13 77H11L10 78V76L8 77L7 76V74L6 75H4L3 73H2V71L0 70V72H1V74L3 75H1L0 74V76L1 77H3V78H6L5 76H7V79H1L0 81V86H2V87H5V88H2V89H4L3 91H2V89H1V87H0V94L2 95H0V102L2 101H4L5 102V99L4 98H6V100H7V102H5V104H4V102L2 103H0V108H2L3 109V113L4 112H6V113H4L2 116V118H1V115H0V121H2L3 119H5L4 117H6V121L5 120H3V121H5V122H1V126L3 127H1V130H0V134L2 133V135H3V133H4V136L6 135V133H7V136L6 137H0L1 138V141H0V144H1V146H0V150L1 149H3V146L4 147H6L5 145H3V143L4 144H8V142H9V144L7 145V148L8 147H10V149L8 148V150H7V148H6V152H8V153H6L5 151L3 152V150L5 149H3V150H1L0 152H3L2 154H0V164H1V167H0V184L1 183H8V185L7 184H5V186H4V184L1 186L0 185V197H1V199H0V224L1 223H3L2 225H4V226H1L0 225V227H1V236H4V237H0L1 239H0V241H1V243L3 242L4 244L6 243V241H4V239H6L7 240V243H8V240L9 241H11V243L12 242H14L13 244H7L9 247L11 246V248L15 245V242H16V240H17V238H18V240H17V244L15 245L16 246V249H18L17 251H18V257L16 258V254H15V251H16V249H15V246L13 247V249H11V250H6V252L10 255V256H8L7 254H5L6 252H5V250H0L1 252H0V256H2V255H7V256H2V257H0L1 259H0V264H30L31 263V261H32V263L33 264H37V263H43V264H58L59 262L61 263V264H64V261H65V264L67 263V264H73V263H75V261H76V259H77V261L80 263V264H90V262H91V260H92V258H93V256L96 254V251H95V237H94V233L95 232H97L99 229H100V227H101V221L103 220V218H108L111 214L112 215H114V211H118V210H122V209H124L126 206H127V204H126V202H125V200H123L125 197H124V194L125 193H123L124 191V189H122L121 188V186H123V188H124V186H129V188H130V185H131V181H129V173H130V169H129V167H130V164H131V161H132V158L133 157H135V159L137 158V155L138 156H140L139 158H137V159H140V161H138V165H136L137 167H138V170H137V168H133L135 171H133V173H134V175H135V180H136V178H137V180H140V183H142V184H140L141 185V187H142V191L144 190H148V189H150V188H152L153 186L152 185H154V184H151L150 182V184L147 182V176L146 175H148L146 172H149L150 171V169L152 168V164H155V165H157V163H158V157L156 158L155 156H156V154H158L159 152H166V148L167 149H171V147H170V144L173 146L172 147V149L171 150H173L174 148H176V145H177V140L174 138H170V136L169 135H162V134H160L159 132H157L156 130H157V128H156V126L155 125H149V127H151V126H153V127H151V128H153V130L152 131H150L151 130V128H149L148 127V129H149V131L147 132V131H145L144 133L142 132L143 130L141 129L143 126L140 124V122L138 121H135V120H138V118L136 117V115H134V122H137L140 126V131L138 132V133H140V134H137L136 135V133H134L133 134V136H132V133L133 132H136V131H138L139 130V127H138V124L137 123H134L133 121H131L132 123H133V127H132V129L134 128V130H131V132H130V134H128V135H130V136H132V138H131V140L133 139V138H135L134 136H137V138L135 139L136 140V143H137V141H139V143H134V145L136 144V146H135V148H137L136 150H134V145H132V146H129V148L131 149V147H133L131 150L133 151L132 153H137V155H132L131 157H130V159H131V161H129L130 159L129 158H121L122 160H120L119 159V157L117 156V154H119V152H116L115 150V147H116V141H114L116 138V136H110L109 135V133H107L108 135L107 136H109V137H107L106 136V133H105V131H102L101 132V130L103 129V127L101 128V130H99L100 128L99 127H96V126H99L100 124L98 123V122H95L96 121V118L97 119H102L103 121H105L104 119H106V121L104 122L105 124L107 123V126H110V124H111V122H113V121H111L110 122V120H113V119H115V120H120L121 119V117L123 118L124 116L123 115H125L123 112L125 111V110H121V109H124V106L122 107V101H125V99H127L128 97H129V95H131V94H129V95H127L126 93H127V89L125 90V88L126 87H124L122 90H120L119 92H122V94L120 95V97H121V99H120V97H117V99L118 100H116V99H114L113 97H112V93L111 92H113L114 90L112 89V90H110L111 88H108V87H110L109 85H107V84H109V81H110V79H104L103 81L105 82H102L101 84H100V82H99V79H100V75L98 74L99 72H97V70L99 69L100 70V68L98 67V65H99V62H97V60H98V55H97V50L98 49H100L99 47H97V48H95L96 46H97V44L96 43H100V41H102L104 38L103 37H105V39L104 40H106V38L109 40V41H114V40H118V41H121L122 42V44L123 45H125V49H126V51H127V49L129 50V52H130V55L131 56H133V57H137L139 60H144L143 58H145V55H149V56H152V57H155V58H161L162 60H163V64H164V66L168 69V70H166L165 72H164V67H162V66H159V65H155L156 66V68H154L153 67V73L155 74V75H161V74H167L166 76L168 77V74H169V77H171L174 81H175V83H178L177 84V87L179 88L178 89V91L180 92V93H182V95L183 96H185V101L187 102V103H189L188 101H190L191 102V100H193V101H195L196 99H197V96L198 97H200V99L198 98V100H196L195 102H191V103H194L195 105H189V107H187V110H188V112H189V109L190 110H195V109H197V110H209V111H211V112H214V111H217V109H218V111H217V113H219V110L221 109V107L224 109H221L220 110V116L221 117H223V118H225V119H227L228 121H238V122H241V127L242 128H245L249 123H251L252 122V120H253V118H254V115L253 114H251V112L250 111H248L246 108H245V106H244V103H242V101H240L239 99L240 98H248L249 100H252L253 101V103H255V104H257V106H258V108H259V114H258V118H259V120L261 119L262 121L264 120V102H262L261 100H259V99H257L256 97H254V96H252L251 94H249V93H247L246 91H244L243 89H239V87H233V88H229V89H231L232 91H231V93H230V98H229V96L228 95H226V97H225V95H224V93H223V96H222V91H223V89H221V87H224L225 88V84H228L227 82H226V80L223 78V77H221L219 74H217L216 72H214V71H212L211 69H208L206 66H204V65H202L200 62H198V61H196L195 59H193L192 57H189L188 55L186 56L183 52H181V51H179V50H177L176 48H174L173 46H171V45H169V44H167L166 42H164V41H162V40H159L157 37H155V36H153L152 34H150V33H148L147 31H145L144 29H142V28H140L139 26H137V25H135L134 23H130V22H128L125 18H123V17H120V15H118V14H116L114 11H111L109 8H107V7H105V6H103V5H101V4H99L98 2H95L94 0H32L31 2H30V0H29V3H25V2H23V4H22V6ZM34 7V8H33ZM160 7V8H159ZM171 7V8H170ZM183 7V6H182ZM28 8H30V9H28ZM42 8V9H41ZM180 8V9H179ZM18 9H20V7H18ZM34 9V10H33ZM36 9V10H35ZM45 9V10H44ZM59 9V10H58ZM88 9V10H87ZM162 9V10H161ZM167 9V10H166ZM1 10V9H0ZM47 10V11H46ZM52 10V11H51ZM171 10V11H170ZM178 10H180L179 12H177ZM2 11V10H1ZM23 11H26V14H27V12H28V14L26 15L25 14V12L23 13ZM32 12H33V14H32ZM37 13V15H36V13ZM48 12V13H47ZM66 13V14H65ZM25 14V15H24ZM31 14V15H30ZM57 14H60V15H57ZM62 14V15H61ZM199 14V15H198ZM29 15H30V17H29ZM34 15V16H33ZM52 15H53V17H55V18H57V17H59V19L60 18H62V19H60V21L61 20H64V22L65 23H67L68 22V27H69V29L72 31V32H75V33H72V35H78L79 34V32L80 31H82L83 30V28L84 29H91V31L93 32V33H95L96 31V35L95 34H93L94 35V37L96 38L95 39V42L96 43H92V42H88V40L86 39V38H84V37H77V38H70V39H68V40H66V39H64V38H59V37H57L56 38V35L54 34V36L52 37V39H56V41H55V43H54V45H59L60 43H62V44H60L58 47H57V45L56 46H54V45H51L50 47L52 48V50H47V52L46 51H44V49L46 50V48H44L45 46H47L48 47V49H50V47H49V45H45V46H43L44 44H41L40 42H39V40H37V39H35V38H39V37H37V36H39L40 34H47V36L48 35H51V32L54 30L53 29V27H55V30H54V32L55 31H58V26H59V24L61 23H58L57 24V26L55 25V24H53L52 26L50 25V21H48L47 22V18H48V16L49 17H51V19H53V17H52ZM56 15V16H55ZM64 15V16H63ZM190 15V16H189ZM198 15V16H197ZM26 16V17H25ZM103 16V17H102ZM104 16H106V17H104ZM186 16V17H185ZM204 16V17H203ZM41 17V18H40ZM42 17H44V18H42ZM108 17V18H107ZM112 17V18H111ZM192 17V18H191ZM195 17L197 18V19H195ZM200 17V18H199ZM38 20H37V19ZM66 18V19H65ZM140 19H145V18H147V16L146 15H140V17H139ZM191 18V20H189ZM35 19V20H34ZM50 18H48V20H49ZM169 19V20H168ZM27 20H29V25L28 24H26L25 25V23L26 22H28ZM31 20V21H30ZM39 20H41V21H39ZM45 20H46V22H45ZM118 20V21H117ZM26 21V22H25ZM37 21V22H36ZM52 21V20H51ZM106 21V22H105ZM33 23V24H31V23ZM41 22V23H40ZM86 22V23H85ZM54 23H55V21H54ZM109 23V24H108ZM112 23V24H111ZM119 23V24H118ZM49 24V25H48ZM174 24V25H173ZM7 25H9V26H7ZM41 25H43L42 27V29H41ZM45 25V26H44ZM55 25V26H54ZM75 25V26H74ZM104 25V26H103ZM204 25V26H203ZM206 25V26H205ZM208 25H209V27H208ZM5 26H7V27H5ZM16 26H17V28H16ZM21 26H23L22 27V29H21ZM25 26V27H24ZM26 26H28L29 28H27ZM33 26V27H32ZM40 26V27H39ZM49 26H51V28L49 27ZM73 26V27H72ZM80 26V27H79ZM99 26V27H98ZM119 26V27H118ZM125 26V27H124ZM177 26V27H176ZM184 26V27H183ZM10 27V28H9ZM12 27H14V28H12ZM32 27V28H31ZM37 27V28H36ZM47 27V28H46ZM50 28V30H51V32L49 31V28ZM58 27V28H57ZM110 27V28H109ZM6 30H5V29ZM16 28V29H15ZM18 28H20V30L18 29ZM35 28L37 29L36 30V32H35ZM40 28V29H39ZM109 28V29H108ZM17 29H18V31H17ZM29 29V30H28ZM53 29V30H52ZM102 29V30H101ZM111 29V30H110ZM5 30V31H4ZM15 30V31H14ZM40 30V31H39ZM49 31V32H47V31ZM103 30H104V32H103ZM144 30V31H143ZM25 31V32H24ZM28 31V32H27ZM1 32L4 34V36H3V34H1ZM6 32V33H5ZM31 32V33H30ZM39 32V33H38ZM41 32V33H40ZM44 32H46V33H44ZM53 32V33H54ZM99 32V33H98ZM111 32V33H110ZM115 32V33H114ZM135 32H136V34H135ZM139 32H140V34H139ZM181 32V33H180ZM9 33V35L7 36L6 34H8ZM21 33H22V35H24V36H26V39H29V45L32 43V45L31 46H29L30 47V49L27 51V49H23V48H28V45L26 46L25 45V43L23 42V39L21 38ZM26 33V34H25ZM36 33H38L37 34V36H34V35H36ZM52 33V34H53ZM56 34H57V32H55ZM109 34V35H108ZM118 34V35H117ZM138 34H139V36H138ZM142 34V35H141ZM241 34V33H240ZM242 34L245 36L246 34H245V32H242ZM21 35V36H20ZM32 35V37L35 39V40H31V39H33V38H31L30 36ZM42 35H40V37H42L41 39H43V37L44 38H46V39H51V37L50 36H48V38L46 37V36H42ZM101 36V38L100 37H97V36ZM108 36H110V37H108ZM143 36V37H142ZM244 36H242L241 35V39L240 40H242V41H247V40H243V39H247V38H244ZM247 36V35H246ZM245 36V37H246ZM154 37V38H153ZM189 37V38H188ZM31 38V39H30ZM83 38L85 39V40H87V41H85V40H83ZM157 38V39H156ZM61 39V40H60ZM73 39V40H72ZM77 39V40H76ZM112 39H114V40H112ZM148 39V40H147ZM217 39V40H216ZM219 39H220V41H219ZM227 39V40H226ZM44 40V39H43ZM59 40V41H58ZM63 40H66L67 41V44H65L66 42L65 41H63ZM79 40V41H78ZM81 40V41H80ZM229 40V41H228ZM30 41H31V43H30ZM33 41V42H32ZM34 41H35V43H36V41H37V43H39V45L41 46H37V44H35L34 43ZM84 41V42H83ZM223 41V42H222ZM226 41V42H225ZM233 41V42H232ZM81 42H83V43H81ZM208 42V43H207ZM216 42V43H215ZM222 42V43H221ZM225 42V43H224ZM23 43V44H22ZM76 43V44H75ZM81 43V44H80ZM128 45H127V44ZM228 43H229V45H228ZM232 43H234V44H232ZM34 44H35V46L36 47H32V46H34ZM75 44V45H74ZM94 44H95V46H94ZM147 44V45H146ZM219 44V45H218ZM221 44V45H220ZM64 45V46H63ZM65 45H66V48H69L70 50H71V52H70V50L69 49H67V51H65L66 49L65 48H63V47H65ZM85 45V46H84ZM89 45H92V46H89ZM154 45V46H153ZM259 45L261 46V47H263L262 46V44H261V42H259ZM25 46V47H24ZM72 46V48H70ZM82 46H83V49H82ZM156 46L157 47H159V49L158 48H156ZM259 46V47H260ZM41 49L42 47V49H43V51L42 50H40L39 48ZM53 47H55L56 48V50L58 49V51H56V50H54L55 48H53ZM62 47V48H61ZM74 47H76L75 49H76V51H74L75 49H73ZM79 47V48H78ZM153 47V48H152ZM230 47V48H229ZM234 47V48H233ZM32 48V49H31ZM61 48V49H60ZM78 48V49H77ZM89 48H90V50H89ZM173 48V49H172ZM23 49V50H22ZM34 49V50H33ZM38 49V50H37ZM72 49H73V51H72ZM154 49V50H153ZM158 49V50H157ZM163 49V50H162ZM164 49H167V50H164ZM241 49V50H240ZM33 50V51H32ZM40 50V51H39ZM151 50V51H150ZM157 50V51H156ZM162 50V51H161ZM176 50V51H175ZM22 51H24L25 52V54L27 55V56H25L23 53L24 52H22ZM30 51V52H29ZM59 51H61L62 53H59ZM133 51V52H132ZM147 51V52H146ZM167 51V52H166ZM6 52V53H5ZM27 52V53H26ZM33 52V53H32ZM40 52V53H39ZM41 52H43L44 53V55H45V53L46 54H48V56L47 55H43L42 56V54H41ZM50 52H51V54H50ZM90 52V55L88 54ZM92 52L94 53L93 55H92ZM144 52V53H143ZM153 52V53H152ZM157 52V53H156ZM170 52V53H169ZM179 52V53H178ZM245 52V53H244ZM1 53V54H2ZM9 53V54H8ZM53 53H55L54 55H53ZM58 53V54H57ZM64 53V54H63ZM67 53H69V55H67ZM84 53V54H83ZM162 53H163V55H162ZM174 53V54H173ZM182 53V54H181ZM236 53V54H235ZM249 53V54H248ZM0 54V55H1ZM6 54H7V58H9L8 56H10V58L8 59V60H6L5 59V57H6ZM16 54V55H15ZM20 54V55H19ZM22 54V55H21ZM37 54H38V57H37ZM67 56H66V55ZM88 54V55H87ZM169 54V55H168ZM61 55V56H60ZM80 55H82V56H80ZM137 55V56H136ZM160 55V56H159ZM251 55V56H250ZM14 56H16L15 58H14ZM18 56L20 57L19 59H18ZM29 56V57H28ZM30 56H33V57H31L30 58ZM58 56H60V58L58 57ZM87 56H89V57H87ZM96 56H97V58H96ZM141 58H140V57ZM163 56V57H162ZM182 56V57H181ZM248 56V57H247ZM261 56V57H260ZM4 58V60L5 61H3V59L2 58ZM24 57H25V60H24ZM35 57V58H34ZM55 57V58H54ZM63 57V58H62ZM67 59H66V58ZM85 57V58H84ZM92 57V58H91ZM166 57V58H165ZM169 57V58H168ZM170 57H172L173 58V60H172V58H170ZM178 57V58H177ZM184 57V58H183ZM246 57V58H245ZM23 58V59H22ZM26 58H29L28 60L30 61V59H32L30 62H31V64H32V66H30V62L29 63H27V59ZM42 58V59H41ZM44 58H45V60H44ZM51 58H53V59H51ZM57 58V59H56ZM64 58H65V60H64ZM81 58V59H80ZM180 58V59H179ZM188 58V59H187ZM2 59V60H1ZM11 59V60H10ZM15 61H14V60ZM21 59L22 60H24L25 61V63L23 64V65H26V63L27 64H29V66H27L26 65V67L30 70V71H32L33 72V69H35L36 70V67H37V70L39 69V72H41V70H42V75L40 74V73H38L37 72V70L36 71H34V72H37V75L38 74H40L39 76H37V77H35L34 76V78L32 77V72H28L29 70L26 68V67H24L23 65L22 66H18L17 68H19L18 70L16 69V66H17V64L18 65H21L22 64V62H24V61H21ZM38 59H40L41 60V62L38 60ZM56 59V60H55ZM62 59H63V61H62ZM69 59H70V61H69ZM87 59V60H86ZM93 59V60H92ZM10 60V61H9ZM36 60H38L39 61V65H37L38 64V62H35ZM53 60H54V62H53ZM84 60H85V62H84ZM165 60V61H164ZM172 60V61H171ZM180 60H182V61H180ZM188 60H189V62H188ZM6 61H7V63L9 62V66H11L10 64L12 63V61H13V63L15 62H17V64H15V66H13L14 64L12 63V66L11 67H8V64L6 63ZM21 61V63H19ZM32 61L34 62V65H33V63H32ZM44 61H45V64H44ZM60 61V62H59ZM77 61V62H76ZM94 61V62H93ZM174 61V62H173ZM57 62V63H56ZM68 62V63H67ZM72 62H75L76 63V65L78 64V67L76 66V65H74V63L72 64ZM184 62V63H183ZM186 62H188L189 63V65H188V63H186ZM47 63V64H46ZM55 63V64H54ZM67 63V64H66ZM90 63V64H89ZM176 63H178L177 65H176ZM180 63V64H179ZM192 63V64H191ZM40 64H41V66H40ZM70 64V65H69ZM83 64H85V65H83ZM87 64H89V66H87ZM173 64V65H172ZM181 64H185L187 67H189V69H191L192 68V71H186V69H184V68H182V66H180ZM191 64V65H190ZM6 65V66H5ZM37 65V66H36ZM50 65H52V66H50ZM60 67H59V66ZM69 65V66H68ZM81 65V66H80ZM83 65V66H82ZM93 65V66H92ZM97 67H96V66ZM38 66H40V67H38ZM58 66V67H57ZM71 66H74V67H76L75 68V70H74V67H72L71 68ZM84 66H86V67H84ZM171 66V67H170ZM192 66H194V67H192ZM200 66V68H198ZM21 67V68H20ZM22 67H24V69L22 68ZM41 67H43V68H41ZM47 67H50L49 69L47 68ZM61 67H62V70H61ZM82 67H84V69L82 68ZM30 68H32V69H30ZM55 68V69H54ZM65 68H66V71H65ZM70 68V69H69ZM78 68V69H77ZM82 68V69H81ZM85 68H86V71L88 70V73H81V71L82 70H85ZM90 68H92V70H90ZM9 71H11V72H9ZM12 69V70H11ZM13 69H16L15 71H17L16 72V76H15V72H14V70ZM41 69V70H40ZM48 69V70H47ZM50 69H52L51 70V72H50ZM61 71H59V70ZM69 69V70H68ZM24 70H25V72H24ZM28 70V71H27ZM54 70V71H53ZM64 70V71H63ZM74 70V71H73ZM77 70H80V71H77ZM162 70V71H161ZM206 70V71H205ZM18 71L20 72V73H18ZM22 71V72H21ZM26 71H27V73H26ZM48 71V72H47ZM68 71V72H67ZM194 71V72H193ZM9 72V73H8ZM47 72V73H46ZM49 72H50V75H49ZM72 72H74L75 73V75H74V73H72ZM92 72V73H91ZM117 72V73H116ZM199 74H198V73ZM20 75H18V74ZM27 74V76H29V78L30 79H32V80H30L27 76H26V74ZM28 73H30L31 74V77H30V75L28 74ZM54 73V74H53ZM58 73V74H57ZM69 73H72V74H69ZM160 73V74H159ZM186 73V74H185ZM193 73H195V74H193ZM22 74V75H21ZM47 74V75H46ZM64 74V76H63V78L64 77H66V78H61L62 77V75ZM115 74H117V75H119V74H121V72L119 73V71H115ZM22 79H24V77H25V79L23 80V81H25L26 79H29V80H27V81H25V83L28 85L27 87H26V84H25V87H24V85H23V81H22V83H21V81L19 80V79H16V78H19L18 76ZM23 75H25L24 77H23ZM50 77H49V76ZM54 75V76H53ZM68 75H70L69 77H67ZM12 76V75H11ZM46 76H48V77H46ZM72 76H75V77H77V78H73ZM86 78H85V77ZM92 76H94L93 78H92ZM39 77V78H38ZM42 77L44 78V80L42 79ZM72 77V78H71ZM81 77V78H80ZM96 77V78H95ZM99 77V78H98ZM119 77H121V78H119ZM201 77V78H200ZM36 78H38L39 79V81H40V84H39V81H38V79H36ZM59 78V79H58ZM71 78V80H69ZM91 78H92V80H91ZM95 78V79H94ZM10 79H12V80H10L11 82H9V80ZM13 79H16L17 80V82H16V80H15V83H13L14 81H13ZM47 79V80H46ZM51 79L53 80L52 82H51ZM56 79H58V80H56ZM63 79V80H62ZM74 79V80H73ZM84 79H85V81H84ZM118 79H122V75L120 76H118ZM36 82H35V81ZM65 80V81H64ZM79 80V81H78ZM5 81V82H4ZM47 81H49V82H47ZM60 83H59V82ZM74 83H72V82ZM82 81V82H81ZM87 81V82H86ZM91 81V82H90ZM108 81V82H107ZM3 82H4V84L6 83L7 85H5V86H3L4 84H3ZM9 82V83H8ZM31 82V83H30ZM33 82H35L36 83V85H35V83H33ZM42 82H44L43 84H42ZM45 82H47V84L45 83ZM58 82V83H57ZM66 82H68V83H66ZM78 82H79V84H78ZM84 82V83H83ZM226 82V83H225ZM2 83V84H1ZM30 83V84H29ZM65 83V84H64ZM70 83H72L73 84V86H68V85H71ZM83 83V84H82ZM217 83V84H216ZM12 84V85H11ZM13 84H15V85H13ZM33 84H34V86H33ZM44 84H46V85H44ZM49 84H50V86H52V87H54V88H56L55 90H52V89H54V88H52V87H50L49 86ZM52 84V85H51ZM87 84V85H86ZM106 84V85H105ZM216 84V85H215ZM221 84H223V85H221ZM30 85V86H29ZM66 85V86H65ZM79 86L80 85V87H77V86ZM92 85V86H91ZM94 85H95V87H94ZM101 87H100V86ZM180 85V86H179ZM217 85H219V87L217 86ZM11 86V87H10ZM19 86V87H18ZM21 86H23V87H21ZM36 86H40V87H36ZM41 86H42V88H41ZM47 86V87H46ZM59 86V87H58ZM62 86V87H61ZM69 88H68V87ZM84 86H85V88H84ZM90 86V87H89ZM98 87V89H96L97 87ZM17 87V88H16ZM30 87V89L32 90H29L30 92H33L34 93V95H32V97H34V100H33V98L31 97V98H29L30 96H31V94H30V92H26V90L28 91V88ZM32 87H36V89H32ZM49 87V88H48ZM58 87V88H57ZM72 87L75 89L76 88V90L77 91H75L74 89H72ZM86 87H89V88H86ZM100 87V88H99ZM216 87V88H215ZM18 88H20V89H22L21 91H20V89L18 90ZM25 88H27V89H25ZM41 88V89H40ZM44 88H45V90L47 91V92H45V93H43V91H44ZM66 88L68 89V90H72L73 91V94H72V91L71 92H69L68 91V94L65 92V91H67L66 90ZM81 88V89H80ZM84 88V89H83ZM107 88H108V90H107ZM219 89V92H217L218 91V89ZM6 89V90H5ZM11 89V90H10ZM64 91H63V90ZM86 89V90H85ZM100 89V90H99ZM103 89V90H102ZM181 89V90H180ZM13 90V91H12ZM14 90H15V92H14ZM24 90H25V92H24ZM42 91V92H40V91ZM58 90H60V91H58ZM62 90V91H61ZM83 90H85L84 91V93L85 94H83L82 95V92H83ZM88 90V91H87ZM92 90V91H91ZM99 90V91H98ZM4 91H6L7 93L8 92H10V91H12L11 93L13 94V93H16V94H14V95H11V93H10V96H8L7 94H6V92L4 93ZM24 93H23V92ZM51 91V92H50ZM52 91H53V93H52ZM78 91H80V92H78ZM90 91H91V93H90ZM95 91V92H94ZM102 91L104 92L103 93V97L106 99V101H105V99H103V97H101L102 96ZM105 91H106V93H105ZM124 91H126V92H124ZM221 91V92H220ZM236 91V92H235ZM59 92V93H58ZM64 92V93H63ZM76 93V96H75V93ZM99 92V93H98ZM110 92V93H109ZM205 92H206V95H205ZM17 93H19V94H17ZM25 93H28L27 95H29V96H26V94ZM32 93V94H33ZM36 93H38L37 94V96L39 95V94H46L47 93V96L45 95V96H43L42 95V98H41V95H40V97L38 96V98L39 99H41V100H38V98L36 97ZM92 93H94V94H92ZM96 93V94H95ZM108 93H109V96L110 97H108ZM188 93V94H187ZM220 93V94H219ZM232 93H235V94H232ZM21 94H22V97H23V99H22V97H21ZM63 94H66V96L65 95H63ZM100 95V97H98L99 95ZM111 94V95H110ZM118 94V93H117ZM188 95V96H186V95ZM214 94H216L218 97H216ZM219 94V95H218ZM52 98L53 97V99L51 100V101H49L50 102V104H51V106H49V102H48V105H47V102L46 101H48L47 100V98L49 97V96ZM63 95V96H62ZM73 95V96H72ZM80 95V96H79ZM96 97L97 96V98H94V96ZM133 95V94H132ZM131 95V96H132ZM191 95V96H190ZM234 95V96H233ZM7 96V97H6ZM20 96V97H19ZM68 96V97H67ZM70 96V97H69ZM72 96V97H71ZM78 96V97H77ZM89 96V97H88ZM124 96V97H123ZM206 96V97H205ZM208 96V97H207ZM222 97V98H220V97ZM228 96V97H227ZM231 96H232V98H231ZM236 96V97H235ZM15 97L17 98L16 99V101L14 100L15 99ZM37 98V102H39V103H36V101H35V99ZM49 97V98H50ZM54 97H55V99H56V101H54L55 99H54ZM86 97V98H85ZM108 97V98H107ZM114 99V101H109V103L111 102V105H109L108 106V104L109 103H107V100H112V98ZM123 97V98H122ZM190 98V99H187V98ZM193 97H195V99L193 98ZM213 97V98H212ZM214 97H216V98H214ZM20 98H21V100H23V101H20ZM26 98H27V100H29V101H31V102H29V101H27L26 100ZM45 98V99H44ZM50 98V99H51ZM61 98H63V99H61ZM98 98H99V100H98ZM131 97H129V99H130ZM234 98V99H233ZM4 99V100H3ZM19 99V100H18ZM35 102H33L32 100ZM49 99V100H50ZM66 99V100H65ZM92 99H94V100H92ZM101 99H103V100H101ZM206 100L205 102H204V100ZM212 99H213V101H215L214 103H213V101H212ZM215 99V100H214ZM232 99V100H231ZM11 100H13V101H11ZM45 100V101H44ZM60 100H62V102H60ZM69 100L71 101V104H70V102H69ZM79 100V101H78ZM87 102V103H85V101ZM98 100V101H97ZM100 100H101V103H100ZM120 100V101H119ZM208 100H210V101H208ZM11 103H10V102ZM92 101H94L93 103L94 104H97V106H93L94 104L92 103ZM97 101V102H96ZM115 101H116V103H115ZM120 102V105H121V107H120V105H119V102ZM200 102V104L203 102V104H201V106H200V104H198V103H196V102ZM226 101V102H225ZM230 101V102H229ZM15 102H16V105H15ZM22 102H23V104H22ZM24 102H25V104H24ZM46 103V107L43 105L42 106V104L43 103ZM55 102H57V103H55ZM64 102V103H63ZM69 103V105H65L64 106V104H68ZM75 102H76V104H75ZM77 102L78 103H80V105H78L77 104ZM82 102H84L83 103V105H82ZM96 102V103H95ZM101 104L99 107H98V105H99V103ZM102 102H103V104H102ZM126 102H127V100H126ZM209 102H212L211 104H209ZM222 103L223 102V105L222 104H219V103ZM227 102H228V104H227ZM19 104V106H20V108H19V106H18V104ZM27 103H29V104H31L32 106H34L33 107V109L35 108V106H37L38 104H40L41 106H42V108H41V113L44 111V113H46L45 111L48 109V111H47V115H48V117H50V118H48L47 120H46V127L45 126H43V128L45 129V130H41V129H39L40 131H38V132H34V133H37V134H35V135H33V134H31V136H32V138H30L31 136L29 135V133H27L26 132V134H28V136H30L29 138L30 139H32V140H30L29 138H28V136H26V134L25 135H23V133H25V131L23 132V129L25 128V130H26V128H28V127H30V128H34V126H36V124L38 123V121L40 120L39 118H41L42 119V115H40L39 113V111H37V113L38 114H34V113H30L31 112V110H33V109H31L32 108V106L31 105H29V104H27ZM34 105H33V104ZM44 103V104H45ZM52 103H54V104H52ZM60 103H63V104H61V107H62V110L61 109H59L60 111H57V110H53V106H55L56 104H57V106L60 104ZM107 103V105H105ZM118 103V104H117ZM216 103V104H215ZM6 104H8V105H6ZM14 105V108L16 107V110L13 112L12 111V109H13V107L12 106H10V105ZM198 104V105H197ZM206 104H208V105H206ZM212 104H214V106H211ZM5 105V106H4ZM67 109L68 107H66V106H69V108L67 109V111L65 110V108H63V106ZM72 105H74V106H72ZM76 105H78L79 107H78V109H77V106ZM85 105V106H84ZM103 105V106H102ZM113 105H115V106H113ZM119 106V108L118 107H116V106ZM204 105H206V106H204ZM216 105L218 106V107H216ZM3 106V107H2ZM39 106V105H38ZM72 106V107H71ZM108 106V107H107ZM192 106H198V107H196V108H193ZM208 106H210V107H208ZM221 106V107H220ZM6 107V108H5ZM12 107V108H11ZM30 109H29V108ZM52 108L51 109V111H50V109L49 108ZM85 107V108H84ZM87 107V108H86ZM91 107V108H90ZM93 107V108H92ZM96 109H95V108ZM112 107V108H111ZM205 109H204V108ZM213 107H215V108H213ZM22 108V109H21ZM27 110H26V109ZM45 108V110H43ZM47 108V109H46ZM59 108H60V105H59ZM72 108V109H71ZM97 108H98V111H96L97 110ZM115 108H117L118 109V111H116L115 110ZM121 108V109H120ZM213 108V109H212ZM7 109H9V110H7ZM18 109V110H17ZM20 109V110H19ZM25 111H24V110ZM84 109V112L83 111H81V110H83ZM95 109V110H94ZM120 109V110H119ZM28 110H29V112H28ZM75 110V111H74ZM91 110V111H90ZM115 111V113H114V111ZM9 113H8V112ZM12 113H14V114H12L11 116H10V114H11V112ZM18 111V112H17ZM51 112V114L49 115V113ZM55 111V112H54ZM57 111V112H56ZM69 111H70V113H69ZM107 111V112H106ZM109 111H111V112H109ZM223 111V112H222ZM19 112H20V114H19ZM23 112L25 113V115L23 114ZM28 114H27V113ZM67 114H66V113ZM81 112H83V113H81ZM87 112H89V114L87 113ZM103 112L104 114H101V113ZM106 112V113H105ZM126 112V111H125ZM205 112V111H204ZM0 113H2L1 112V109H0ZM17 113V114H16ZM29 113H30V115H29ZM63 113V114H62ZM72 113V114H71ZM74 113V114H73ZM100 113V114H99ZM109 115H108V114ZM114 113V114H113ZM123 113V114H122ZM127 113V112H126ZM223 113V114H222ZM224 113H225V116H223L224 115ZM8 114H9V117H8ZM31 114H33V116L31 115ZM43 114V113H42ZM53 114V115H52ZM54 114H57V115H54ZM85 114V115H84ZM87 114V115H86ZM97 114H99V115H97ZM107 114V115H106ZM122 114V115H121ZM219 114H217V115H219ZM13 115L14 116H16L18 119L16 120V121H13ZM22 115V116H21ZM27 115H29V116H27ZM63 115V116H62ZM72 115V116H71ZM74 115H77V117H75ZM82 115V116H81ZM115 115H119V117L120 118H118V117H116V118H113L112 119V116H114L115 117ZM32 116V117H31ZM41 116V117H40ZM51 116H52V118L53 119H51ZM54 116H55V119H54ZM58 117V119H57V117ZM65 116V117H64ZM68 116H69V119H67L68 118ZM85 116H89L90 118H92L93 120H91L90 121V123H89V121H86V120H84L83 121V118L82 117H85ZM105 116V117H104ZM13 117V118H12ZM67 117V118H66ZM74 117V118H73ZM101 117V118H100ZM230 117V118H229ZM11 118V119H10ZM60 118H62L61 120H60ZM65 118V119H64ZM71 118V119H70ZM104 118V119H103ZM108 118H109V121H108ZM118 118V119H117ZM34 119V120H33ZM80 121H78V120ZM14 120H15V118H14ZM32 120V121H31ZM54 121V126H53V124H51L53 121ZM62 121V124H61V122H60V124H59V121ZM67 120V121H66ZM115 120H114V122H115ZM22 121L23 122H25V123H22ZM49 121V122H48ZM57 121V122H56ZM69 121V122H68ZM6 122H8V124L9 125H6L7 123ZM16 122V123H15ZM65 122V123H64ZM75 122V123H74ZM77 122V123H76ZM79 122V123H78ZM131 122H129L130 124H131ZM264 122V121H263ZM3 123H5V125L7 126V127H5L4 126V124ZM20 123V124H19ZM49 123V124H48ZM69 123V124H68ZM87 125H86V124ZM92 123V124H91ZM98 124V125H95V124ZM142 123V122H141ZM21 124H23V125H21ZM73 124L75 125L74 127L76 128H73ZM85 124V125H84ZM89 124V125H88ZM90 124H91V126H92V128L90 127V129L88 128V126H90ZM109 124V125H108ZM16 125V126H15ZM27 125V126H26ZM49 125V126H48ZM51 125V126H50ZM58 125H60V127H61V129L58 127ZM63 125H65L64 127H63ZM93 125L95 126V128H93ZM118 125V124H117ZM117 125H115V127L113 126V127H110L111 129H116V127H117ZM137 125V126H136ZM11 127V128H8V127ZM12 126H14V128L12 127ZM18 126H19V128H18ZM21 126V127H20ZM48 126V127H47ZM72 128H71V127ZM102 126V125H101ZM142 126V127H141ZM146 126V125H145ZM51 127L52 128H54V130H55V132H56V135H53L52 133L50 134V129H51ZM138 127V130L136 129V131H135V128H137ZM264 127V126H263ZM8 128V130L7 131H5L6 129ZM13 128V129H12ZM16 128H17V131H16ZM30 128H28V129H30ZM56 128V129H55ZM65 128V129H64ZM154 128L156 129V130H154ZM242 128H241V130H242ZM261 127H259V128H257L256 129V131H255V133L256 134H258V135H263V133H264V129L263 128H261ZM11 129L13 130V132L12 133H10L11 132ZM57 129H58V132H57ZM60 129V130H59ZM72 129H74V130H72ZM95 129V130H94ZM97 129V130H96ZM110 129V131H111V134H114V135H116V134H119L122 130H120V129H122V128H120V127H117V129H116V131L114 130V132L116 133H112L113 131ZM22 130V131H21ZM63 131V132H61L60 133V131ZM90 130V131H89ZM94 130V131H93ZM99 130V131H98ZM16 131V132H15ZM20 131H21V133H22V135H20V136H18L19 135V133H20ZM41 131H45L44 132V134L43 133H40ZM73 131V132H72ZM89 132V135L87 134V136H86V133H88ZM91 131H93V132H91ZM95 131H97L96 133H95ZM259 131V132H258ZM8 132H9V134H11V135H9L8 134ZM18 132V133H17ZM75 132V133H74ZM77 132H79V133H77ZM99 132H101V133H99ZM148 133V135L149 134H151V136H147L146 134ZM150 132V133H149ZM14 133L16 134L17 133V136H15L16 137V139H17V141H15V142H19V140H18V138L20 139L21 137L22 138H24V139H22V140H20V144L18 145L17 143H15V142H13L14 140H16V139H14L13 137H14ZM33 133V132H32ZM49 133V134H48ZM63 133H64V135H63ZM71 133V134H70ZM79 135V136H77V134ZM93 133V134H92ZM105 133V134H104ZM122 133H125V132H121L120 134H122ZM142 133V134H141ZM236 133H238L240 136H243V133L241 132H237L236 131ZM42 136H41V135ZM60 136H59V135ZM70 134V135H69ZM85 134V135H84ZM91 134V135H90ZM103 134H104V136H103ZM119 134V135H120ZM145 134V135H144ZM155 134H157V136L159 137H157ZM73 135L75 136V137H73ZM92 135H93V137H92ZM118 135V136H119ZM125 136V134H122V136ZM140 135V136H139ZM144 135L145 137L147 136V138H145V137H142V136ZM163 136V138H161L162 136ZM260 135V136H261ZM11 136V138H9L8 139V137H10ZM23 136H25L26 137V139H25V137H23ZM33 136L35 137V138H33ZM40 136H41V138H40ZM49 136V137H48ZM63 136H64V138H63ZM69 136H70V140L68 139L69 138ZM72 136V137H71ZM84 136V137H83ZM92 137V139L90 140V138ZM102 136V137H101ZM138 136H139V140H137L138 139ZM168 136V137H167ZM46 139H45V138ZM53 137V138H52ZM68 137V138H67ZM77 137H79V139H77ZM95 137V138H94ZM104 137V138H103ZM107 137V138H106ZM157 137V138H156ZM3 138H5V139H3ZM14 139L13 141L11 140V139ZM64 139V141L70 146H68L66 143H64L63 142V140H61V139ZM72 138V139H71ZM81 138H84V139H81ZM87 138V139H86ZM103 139L102 141H101V139ZM111 138V140H109ZM148 138H149V140H148ZM8 139V140H7ZM37 139H39V140H37ZM41 139V140H40ZM43 139H44V141H43ZM51 139L53 140V141H51ZM54 139H56V140H54ZM67 139V140H66ZM76 139H77V141H76ZM90 141H89V140ZM96 139L98 140V141H96ZM104 139H105V142H107V143H105V142H103L104 141ZM144 139V140H143ZM155 139H158L160 142L162 141L163 142V144L166 146V145H168V146H164L163 144L161 145V146H157V145H155V144H152V140H155ZM179 139H181V138H179ZM4 140V141H3ZM27 140V141H26ZM34 140V141H33ZM50 140V141H49ZM59 142H58V141ZM68 140H69V142H68ZM71 140H73L72 141V143H70V141ZM86 140H88L87 142L88 143H90V145L86 142L85 143V141ZM113 140V141H112ZM164 140V141H163ZM250 140H252V139H250ZM10 141H12V142H10ZM32 141V142H31ZM39 141V142H38ZM49 143H48V142ZM74 141H76L77 142V144H78V146H75L76 144V142H74ZM82 141V142H81ZM95 141V142H94ZM111 141H112V144H111ZM141 141V142H140ZM142 141H143V143L146 145L145 147L146 148H144V144L142 143ZM145 141V142H144ZM151 141V142H150ZM175 141V142H174ZM235 141H237L238 142V139H236ZM24 142V143H23ZM31 142V143H30ZM43 142V143H42ZM57 142V143H56ZM81 142V143H80ZM110 142V143H109ZM131 142H135V141H131ZM149 142V143H148ZM170 144H169V143ZM172 142V143H171ZM15 143V144H14ZM22 143L23 144H25V145H22ZM39 143H41V144H39ZM54 146H52L51 144ZM62 145L63 143H64V148H66L65 147V145L66 146H68L67 147V151H71V150H73V156H74V158L76 159L75 161H74V158L71 156L72 155V153H70V151L68 152L69 153V155H67V151L60 145V144ZM96 143H98V144H96ZM100 143V144H99ZM140 143H142L141 145H142V147H141V151H140V147H139V144ZM12 144V145H11ZM17 144V145H16ZM36 144V145H35ZM46 144V145H45ZM79 144L81 145V144H83V145H81V147H79ZM104 144H105V146H104ZM133 144V143H132ZM3 145V146H2ZM10 145V146H9ZM14 145V146H13ZM30 145V146H29ZM42 146L43 145V149L41 150L40 149V146ZM50 145V146H49ZM55 145H56V147H55ZM58 145H60L61 146V148H63V149H60V146H58ZM84 145L86 146L84 149H83V147H84ZM98 145V147H96V146ZM100 145V146H99ZM113 145V146H112ZM140 145V146H141ZM147 145H148V147H147ZM153 145V146H152ZM17 146H19L20 148L21 147H23L24 148V150L27 148V149H29V150H33L32 152H30V154L28 155V154H25V155H23V153H21L20 152V149H18L17 148ZM29 146V147H28ZM36 146H37V148L38 149H35L36 148ZM39 146V147H38ZM46 146H48V147H46ZM71 146H72V148H71ZM74 146H75V148H74ZM89 146H90V148H89ZM102 146H104V147H102ZM164 146V147H163ZM175 146V147H174ZM2 147V148H1ZM30 147H31V149H30ZM50 147V148H49ZM102 147V148H101ZM153 147L155 148V149H153ZM13 148V149H12ZM23 148H21V149H23ZM47 148V149H46ZM53 148V149H52ZM55 148V149H54ZM68 148H71V149H68ZM78 148H82L80 151L78 150ZM157 148H159V149H157ZM160 148L162 149V151H160ZM242 148H243V146H238V147H236V156L237 157H241L242 155H243V150H242ZM15 149V150H14ZM18 150V152H16L17 150ZM87 149V150H86ZM100 149V150H99ZM142 149H143V151H144V153L145 154H147V155H145L147 158H145L144 157V153L142 154ZM12 150H14L13 152H16V153H10V151L12 152ZM41 150V151H40ZM54 150V151H53ZM66 151V154H63V153H65V151ZM78 150V151H77ZM84 150H86V152L84 151ZM89 150V151H88ZM152 150H155V151H152ZM48 151V152H47ZM61 152V151H63V153H60L61 155H58L59 153L58 152ZM75 151H77V152H75ZM89 153H88V152ZM97 151V152H96ZM149 151H150V153H149ZM156 151H159V152H156ZM42 152V153H41ZM53 152V153H52ZM80 152V153H79ZM82 152H83V154H82ZM91 152V153H90ZM10 153V154H9ZM20 153V154H19ZM45 153V154H44ZM50 155H49V154ZM55 153H56V155H55ZM86 153V154H85ZM88 153V154H87ZM94 153V154H93ZM98 153V154H97ZM105 153V154H104ZM229 153L231 154V152L229 151ZM7 154V156H5V158L6 159H8L9 160V157L10 156H12L11 157V159H13L12 160V162H11V159L8 161V160H4L5 158H3L4 157V155H6ZM8 154L10 155V156H8ZM14 154H16V155H14ZM34 154H36V155H34ZM43 154V155H42ZM48 154V155H47ZM71 154V155H70ZM74 154H76V155H74ZM79 154V155H78ZM93 154V155H92ZM154 154V155H153ZM238 154V155H237ZM17 155H19V158L18 157H16ZM53 155V156H52ZM66 155V156H65ZM88 156V157H86V156ZM104 155V156H103ZM115 155V159L114 160H112L113 159V156ZM218 155V153L216 154L215 153V156H217ZM235 155V153H233L232 152V155H227V156H229V157H225V159H227V158H230V156H231V159H232V157ZM255 155V156H254ZM260 155H261V153H259L258 151H256V152H254V150H253V154H252V156L253 157H260ZM2 156V157H1ZM14 156L17 158L16 160H20V165L18 164V161H15L14 159ZM32 156V157H31ZM34 156V157H33ZM58 156V157H57ZM61 156V157H60ZM69 156H71V157H69ZM83 160V162L82 161H79V157ZM83 156H85V157H83ZM181 156H184V157H182V158H180ZM181 156H179V158L181 159H175L173 162H175V164L171 161L172 160V157H169L168 155H166V161H165V166H167V164H169V163H171V168H172V166H173V175L175 176V177H177V176H179L180 178H184L185 179V182H184V187H188V189H187V191L189 192V194H188V192L186 193H184V200H183V205H182V209H180L179 210V208L178 207H176V208H178V210L175 208V207H170V206H166V208H165V210H166V212L168 213V215H171V214H173V218H177V219H179V218H181L182 217V220L181 221H179L178 223H176L177 224V228H176V230L179 232V235L180 236H183V235H185L186 233H188V229L189 228H187V227H190V229H191V227H192V225H193V219H196V217H199V218H201V221H203V222H209L210 221V223H214V225H215V223H217L218 222V225H217V228H222V227H224V226H232L233 228H234V225H235V223H238L239 222V220H236V219H233V217L238 213V212H240V210H242L243 209V206H241V204L239 203V202H237L236 200H235V196L237 195V196H243V197H246V196H248V194H250V192H252V193H255V194H257V196H259L258 198H259V201L261 202V203H263V205L261 206L262 207V211L264 212V193L261 191V189H262V187H258L257 185H259L258 184V181H259V179H260V177H258V176H255V175H253L251 172H248V171H243L242 172V170H240L239 168H234V167H232L230 170L229 169H227V168H225L224 169V171H223V166H224V164H225V162L224 161H222L224 158H222V159H220L219 161H218V165L216 166V168L218 167L219 168V166H220V168H219V170H217V172H218V176H220V178L219 179H223V177L222 176H225V173L227 174L226 176H228V174H230V173H234L233 175H235L236 176V178H237V180H238V182L236 183V181L235 180H231L232 182H230V181H228V182H226V184H225V186H228L229 185V187L231 188H234V187H236V189H237V192H234V195H233V193L232 194H230L231 192H229V190H227L228 188L227 187H225V188H227L226 190V192H229V193H226V192H223L222 190H220V191H218V196L219 197H214V196H209V195H207V194H205V193H207L206 191H203L201 188V190H195L194 189V186H192L193 184L192 183H190L191 185H186V184H189V180L190 179H192V181H193V183H194V181L195 180H193V176L195 175V176H197L198 174H199V172H200V170H199V168H198V170L196 169L197 168V165H196V167L195 168H193V169H191V170H186L185 168H183V169H181V167H185V164H184V162H186V160L188 159V158H190L189 160H188V162H187V165L188 166H192L193 164H194V161L193 160H191V158L192 157H196V156H194V155H191V153H187V154H182ZM214 156V157H215ZM262 156V155H261ZM40 158V159H38V158ZM44 159H43V158ZM47 157V158H46ZM63 157L65 158V159H63ZM67 157V158H66ZM78 157V158H77ZM89 157L91 158V159H89ZM97 157V158H96ZM143 157V158H142ZM185 157H187V158H185ZM218 157H220V154L218 155ZM3 158V159H2ZM23 158H26V160H24ZM49 158L51 159V160H49ZM54 158H56V159H54ZM60 158H62L61 159V161H59L58 162V160H60ZM69 158H71V160H72V162H76V163H78V162H80V165H79V163H78V165H76L75 163H74V165L73 164H69V161H71V160H69ZM149 158V159H148ZM151 158H152V160H151ZM156 158V159H155ZM28 159H31L30 161L31 162H33V163H35L36 161V164H32V163H30V161L28 160ZM35 159V160H34ZM38 159V160H37ZM46 159V160H45ZM80 159V160H81ZM94 159H96V160H94ZM146 159H147V161H146ZM253 159H255V158H253ZM2 160H4V161H2ZM21 160H24L25 162V164L24 163H22L23 161H21ZM41 160V161H40ZM67 160V161H66ZM87 160V161H86ZM91 160V161H90ZM105 160V161H104ZM118 160H120V161H118ZM150 160V161H149ZM157 160V161H156ZM228 160V159H227ZM43 161V162H42ZM51 161V162H50ZM58 163H57V162ZM63 161V165H66V167H67V169L66 168H64L65 166H62L61 165V162ZM85 161V162H84ZM93 161V162H92ZM122 161V162H121ZM124 161H125V163H124ZM144 161V162H143ZM146 161V162H145ZM149 161V162H148ZM171 161V162H170ZM177 161V162H176ZM4 162V163H3ZM6 162V163H5ZM17 162V164H15V163ZM28 162H29V164H28ZM39 162V163H38ZM50 164V166L48 165V163ZM54 162V163H53ZM55 162H56V164H55ZM64 162H66V163H64ZM97 162V163H96ZM139 162L141 163V164H139ZM155 162V163H154ZM157 162V163H156ZM169 162V163H168ZM181 162V163H180ZM221 162V163H220ZM8 163V164H7ZM9 163H11V164H9ZM13 163H14V165H13ZM21 163H22V166H21ZM26 163H27V165H29V166H27L26 165ZM37 163L39 164V165H37ZM44 163V164H43ZM84 163V164H83ZM91 163V164H90ZM93 163V164H92ZM130 163V164H129ZM191 163V164H190ZM5 164V165H4ZM24 164V165H23ZM32 164V165H31ZM59 164L62 166V168H59L58 169V167H60L59 166ZM69 164V165H68ZM81 164H83V165H81ZM159 164V163H158ZM177 164H179V166H177ZM8 165H13L12 166V168H10ZM30 165H31V167H30ZM35 165V166H34ZM40 165H41V167L42 168H40ZM46 165V166H45ZM56 165V166H55ZM75 165L78 167V169H77V171L76 170H74V168H75ZM89 165V166H88ZM140 165V166H139ZM167 166V167H170V166ZM6 166V167H5ZM7 166H8V169H14V171L17 169H19V168H21V169H19L20 170V174L21 175H19V172L17 173L16 171L14 172L13 171V173L12 172H10V171H12V170H9L8 171V169H7ZM17 166H18V168H17ZM23 166H26L27 168H24ZM34 166V167H33ZM38 166V167H37ZM51 166H53L52 167V169H50L51 168ZM69 166V167H68ZM82 166H84V167H82V169H79V168H81ZM87 166V167H86ZM125 166V167H124ZM176 166V168H174ZM5 167V168H4ZM23 167V168H22ZM47 167V168H46ZM91 167V168H90ZM99 169H98V168ZM109 167V168H108ZM44 168V169H43ZM63 168H64V170H63ZM85 168V171L83 170ZM90 168V170H88ZM140 168H142V169H140ZM178 168H180L179 170H178ZM217 168V169H218ZM234 168V170H232ZM6 169H7V171H6ZM24 170L26 173H24L23 171H21V170ZM30 169V170H29ZM54 169H55V171H54ZM60 169H62V171L60 170ZM87 169V170H86ZM140 169V170H139ZM177 169V170H176ZM195 169H196V171H195ZM244 169H246L247 170V168L246 167H244ZM5 170V171H4ZM18 170V171H19ZM27 170V171H26ZM47 170V171H46ZM48 170H49V172H48ZM52 170V171H51ZM147 170V171H146ZM3 171H4V173H3ZM43 171V172H42ZM60 172L59 173V175H56V172ZM64 171V172H63ZM78 171L79 172H81V173H79V174H76V172L78 173ZM82 171L83 172H87V171H90V173L89 172H87V173H83L84 175H86V176H88V177H84V175L82 174ZM98 171H99V173H98ZM7 172V173H6ZM9 172L11 173L10 175H9ZM33 172V173H32ZM42 173V175H41V173ZM47 172H48V174H47ZM53 172V173H52ZM94 172V173H93ZM138 172H140V173H138ZM196 172V173H195ZM229 172V173H228ZM89 173V174H88ZM92 173L94 174V175H92ZM119 173H121V174H119ZM137 173V174H136ZM195 173V174H194ZM224 173V175H222ZM245 173H248V176L247 175H245ZM8 176H7V175ZM23 174H26L25 176H23ZM28 174V175H27ZM33 174V175H32ZM47 174V175H46ZM99 174V175H98ZM139 174V176L137 177V175ZM144 174V175H143ZM5 175V176H4ZM12 175L13 176H15V175H17V176H15L14 177V179H13V177H12ZM96 175V176H95ZM193 175V176H192ZM10 177L9 179L7 178V177ZM20 176H22V177H20ZM49 177V179H51V181L49 180V179H45V177ZM50 176H51V178H50ZM55 176V177H54ZM77 176L79 177H84L82 180L80 179V178H78V180H80V182L81 183H78L79 181L78 180H76L77 179ZM93 176V177H92ZM98 176V177H97ZM216 176V175H215ZM214 176V177H215ZM4 177V178H3ZM12 177V178H11ZM16 177H17V179H16ZM25 177V178H24ZM145 177V178H144ZM3 178V179H2ZM19 178H20V180H23V184L28 188H26L23 184H22V181H20L19 180ZM61 178V179H60ZM69 178V179H68ZM144 178V179H143ZM188 178H189V180H188ZM225 178V177H224ZM1 179H2V181H1ZM5 179H6V182H5ZM12 179V180H11ZM25 179H26V182H24L25 181ZM37 179V180H36ZM74 179V180H73ZM98 181H96V180ZM216 179V178H215ZM246 179H247V182H246ZM4 180V181H3ZM8 180V181H7ZM14 180H16V184L18 185H16L15 184V182H14ZM19 180V182H17ZM41 180V181H40ZM43 180H44V182H43ZM59 180H60V182H59ZM67 180V181H66ZM11 183H10V182ZM12 181H13V184H12ZM37 182V185H36V182ZM70 181V182H69ZM141 181H143V182H141ZM146 181V182H145ZM188 181V182H187ZM216 181V180H215ZM28 182H30V184L28 183ZM42 182V183H41ZM74 182H76L75 184H74ZM83 182L85 183L84 185L85 186H83ZM87 182V183H86ZM96 182V183H95ZM211 182V181H210ZM243 182H246V185L248 184V182H249V184H248V186H249V188H251V190H249L248 188H245V189H241L240 188V184L241 183H243ZM263 182H264V178H263ZM33 183V184H32ZM45 183V184H44ZM66 183V184H65ZM92 183H93V185H92ZM236 183V184H235ZM13 186V185H16L17 186V188L16 187H14L13 186V188H12V190L10 191V187H12L11 185ZM20 184V185H19ZM21 184L25 187H22V188H24L23 190H22V188L20 187L21 186ZM32 184V185H31ZM44 184V185H43ZM65 184V185H64ZM67 184H71V185H67ZM76 184H77V186H76ZM81 184V185H80ZM90 184V185H89ZM171 184H173L172 182H171ZM174 184L176 185L177 184V181L175 180V182H174ZM231 184V185H230ZM28 185V186H27ZM31 185V186H30ZM49 185V186H48ZM52 185L55 187H52ZM61 185H64V187L62 186L61 187ZM67 185V186H66ZM95 185V186H94ZM213 185V186H212ZM212 185H207L206 184V187H210L211 189L213 188V187H215V185L216 184H212ZM234 185V186H233ZM7 186V187H6ZM8 186H9V188H8ZM47 186V187H46ZM50 186H51V188H50ZM57 186H59L58 188H57ZM71 186L73 187H75L76 189H75V192H73L74 191V188H71ZM87 186V187H86ZM91 186V187H90ZM152 186V187H151ZM238 186H239V188H238ZM34 187V188H33ZM36 187V188H35ZM44 187H46V188H44ZM68 187V188H67ZM89 187H90V189H89ZM145 187H146V189H145ZM191 187V188H190ZM4 188V189H3ZM6 188V189H5ZM20 188H21V192L19 191L20 190ZM32 188L34 189V190H32ZM41 188V189H40ZM103 188V189H102ZM221 188H224V186H222ZM220 188V189H221ZM9 189V190H8ZM39 189V190H38ZM47 189H48V191H47ZM59 189V190H58ZM60 189H61V191L63 192V193H61V192H58V191H60ZM84 189V190H83ZM106 189V190H105ZM116 189H118L117 191H115ZM136 187L135 188H131L130 190L131 191H134V193L136 192ZM7 192H6V191ZM13 190H15V191H13ZM17 190V191H16ZM32 190V191H31ZM36 190H38L39 191V193L37 192L36 193ZM45 190V191H44ZM54 190V191H53ZM55 190H56V192L57 193H55ZM82 190V191H81ZM8 191H10V192H8ZM25 191V192H24ZM46 191L47 192H49V195L51 194V196L54 194V195H56L55 197H54V195L52 196L53 197V199H55V200H53V199H48L49 198V196H48V194L46 193ZM52 191H53V193H52ZM67 191V192H66ZM71 191V192H70ZM87 191V192H86ZM91 191V192H90ZM94 191V192H93ZM195 191V192H194ZM197 191V192H196ZM12 192H14V193H12ZM15 192H17V193H15ZM23 193V194H21L20 195V193ZM35 192V193H34ZM74 193L73 194V197H72V199L74 198V196H75V199H77V201H75L74 199L72 200L71 199V194L70 193ZM76 192H78V195L76 194ZM80 192H83V194L82 193H80ZM108 192V193H107ZM220 192H222V193H220ZM7 195H6V194ZM8 193H9V195H8ZM18 193H19V195H18ZM29 193V196L28 195H26V194H28ZM46 193V194H45ZM89 195H88V194ZM93 193V194H92ZM110 193V194H109ZM194 193H195V195H194ZM236 193V194H235ZM259 193L261 194V196L259 195ZM11 194V195H10ZM18 195V196H16V195ZM38 194V195H37ZM42 194V195H41ZM62 195V197H63V195L65 194V196L63 197V199H62V197H61V195ZM68 194H70L71 196H70V198L68 197L69 195ZM79 194H80V197H79ZM139 196H138V198H136V200H135V202H134V204L131 206V208L132 209H130L129 207L127 208L128 210H130V211H133L135 214H136V212H135V210L138 208V206L140 205V203L142 202V201H149V199L151 198V194H150V191H148V193L147 194H139V193H137ZM187 194V195H186ZM243 194V195H242ZM4 197H3V196ZM25 195V196H24ZM45 195H47L48 196V198H46V196ZM60 195V196H59ZM92 195H94V198H93V196ZM114 195V196H113ZM191 195H192V197H191ZM10 196V197H9ZM13 196V197H12ZM16 196V197H15ZM20 196V197H19ZM27 196V197H26ZM32 196V197H31ZM43 196H45V201H46V199H47V203L45 202V203H43L44 202V200H42L43 199ZM82 196V197H81ZM86 196V197H85ZM87 196H89V198L87 197ZM106 196V197H105ZM116 196V197H115ZM187 196H189V197H187ZM194 196V197H193ZM225 196H229L228 198H226ZM9 197V198H8ZM15 197V199H13ZM39 197H41V198H39ZM83 197H85V199L83 198ZM196 197V198H195ZM224 197V198H223ZM230 197H232V198H230ZM5 198V199H4ZM13 200H15V201H13ZM22 199L21 200V203H20V199ZM29 198H31V199H29ZM67 198V199H66ZM68 198H69V200H68ZM82 198V199H81ZM109 200H108V199ZM194 199V201L193 200H191V199ZM212 198H213V200H212ZM226 198V199H225ZM18 199V200H17ZM29 199V200H28ZM40 199H41V201H42V205H41V207H42V209H40L41 207H39L40 206V204H41V201H40ZM60 199V200H59ZM64 199H66V201H68V202H65V204H63L64 203ZM80 199H81V201H80ZM90 199V201L92 202V204H91V202L90 201H88ZM102 199H103V201H102ZM107 199V200H106ZM138 199V200H137ZM190 201H189V200ZM201 199V200H200ZM222 199H224L223 201L225 202L226 200H228L229 199V201H227L228 203L231 201V200H233V201H231L229 204L227 203V207H229L228 205H230L231 207H229L230 209H228V210H225V213H223L224 211H223V209H220L221 210V212H220V210H219V208L217 209V208H215L214 210L212 209V210H210V211H208V210H205V209H203V208H199L198 206L199 205H203V204H205V203H208V204H210V202H211V204H214V203H212V202H214L215 200L217 201H215L216 203H218V202H221V203H223L222 202ZM5 200V201H4ZM7 200V201H6ZM24 200V201H23ZM34 200V201H33ZM53 202H55V203H53ZM87 200V201H86ZM104 200H105V202H104ZM219 200H221V201H219ZM51 201V202H50ZM56 201H58L57 203H56ZM72 201H74L73 203H72ZM196 201V202H195ZM19 202V203H18ZM38 202H40V204L38 203ZM76 202V203H75ZM81 202V203H80ZM85 202V203H84ZM108 202V203H107ZM110 202V203H109ZM195 203V205H194V203ZM17 203V204H16ZM27 203V205L26 206H24L25 204ZM28 203H30L31 204V206H30V204L28 205ZM37 205H39V206H37ZM52 203V204H51ZM60 203V204H59ZM66 203H68L67 205H66ZM70 203H72L71 205L72 206H70L69 204ZM89 203V204H88ZM186 203H190V204H193L192 206H194V207H192V206H190V205H188V204H186ZM215 203V204H216ZM10 204V205H9ZM24 204V205H23ZM44 204V205H43ZM45 204H46V206H45ZM50 204V205H49ZM55 204V205H54ZM112 204V205H111ZM139 204V205H138ZM197 204H198V206H197ZM237 204H239V205H237ZM8 205V206H7ZM15 205V206H14ZM32 205H34V209L32 208L33 206ZM48 205L50 206L49 208H47V209H45V210H47V211H45L44 210V207L46 208V207H48ZM74 205V206H73ZM76 205H78L77 207H80V208H77L76 207ZM106 205V206H105ZM114 205H115V208H114ZM2 206V207H1ZM6 206V207H5ZM28 206H29V208H30V210H29V208H28ZM36 206L37 207H39V209H38V211H36ZM52 206H54V207H52ZM67 207L68 208V210H67V208H61L60 209V207ZM84 206H86V207H84ZM112 206H113V209H112ZM11 207V208H10ZM71 207V208H70ZM73 207H75L74 209H72ZM83 207V208H82ZM89 207L91 208V210L89 209ZM190 207V208H189ZM240 207H242L241 209H240ZM6 208V209H5ZM9 208V214H8V211H7V209ZM56 209V211H55V209ZM58 208V209H57ZM100 208V209H99ZM108 208H109V210H108ZM187 208H189V209H187ZM258 208H260V206H258ZM5 209V210H4ZM16 211H15V210ZM24 209V210H23ZM53 209V210H52ZM67 211H66V210ZM84 209V210H83ZM103 211H102V210ZM111 209V210H110ZM185 209H187V210H185ZM237 209V211L235 212V210ZM40 210H42V211H40ZM50 210H52L53 212H51ZM64 212H66V213H64ZM89 210V211H88ZM176 210V211H175ZM191 210V211H190ZM202 210V211H201ZM3 211V212H2ZM18 211H19V213H18ZM50 211V212H49ZM55 211V212H54ZM58 211V212H57ZM95 211V212H94ZM172 211V212H171ZM178 211V212H177ZM179 211H180V213H179ZM12 212V213H11ZM29 212V213H28ZM36 212V213H35ZM45 212V213H44ZM64 214H63V213ZM111 212V213H110ZM184 212L185 213H188L187 215L186 214H184ZM190 212V213H189ZM201 212H203V213H201ZM206 212V213H205ZM16 213V214H15ZM35 215H34V214ZM59 213V214H58ZM63 214V216H61V214ZM68 213V214H67ZM77 213H79V214H77ZM84 213V214H83ZM87 213H89V214H87ZM182 213V214H181ZM236 213V214H235ZM4 214H5V216H7V214H8V219L4 216ZM12 214V215H11ZM41 214H42V216H41ZM49 214V215H48ZM65 214H67L66 216H65ZM88 216H86V215ZM179 214V215H178ZM201 214V215H200ZM216 214V215H215ZM219 214V215H218ZM38 215V216H37ZM51 215H52V219H51ZM60 215V216H59ZM174 215H177V217L176 216H174ZM180 215H182L181 217H179ZM193 215H194V217H193ZM207 215V216H206ZM210 215H213V216H210V218H211V220H209L210 218H209V216ZM226 215V216H225ZM238 215H239V213H238ZM9 216H11V217H9ZM18 216H20L19 218V220H17L18 219ZM31 216H32V218H31ZM39 216H41L40 218H39ZM45 216V217H44ZM54 216V217H53ZM66 218H65V217ZM69 216V218L67 219V217ZM90 216V217H89ZM93 216V217H92ZM185 216H186V218H188V219H186L185 218ZM218 218H217V217ZM17 217V218H16ZM22 217V218H21ZM28 217V218H27ZM47 217L50 219V220H54V221H56L55 223H54V221H53V223H52V221H51V223H50V220H49V222H47L48 221V219H47ZM56 217V218H55ZM61 217V218H60ZM64 217V218H63ZM87 217V218H86ZM208 218V220H206L205 221V219L206 218ZM222 217V218H221ZM227 217V218H226ZM9 218H16L15 220H17V221H15L14 219H12V220H10V221H7V220H9ZM24 218V219H23ZM34 218V219H33ZM46 218V219H45ZM74 218V219H73ZM84 218H86L85 220H83ZM205 218V219H204ZM219 218L221 219V223H220V220H219ZM239 218H242V219H240V220H243V219H245L246 217L244 216V212H243V215L241 216V217H239ZM3 219H5V220H3ZM22 219H23V221H22ZM29 219V220H28ZM36 219H38V223H39V225L38 224H36L35 223V221H36ZM63 219V220H62ZM69 219H70V221H69ZM88 219V220H87ZM217 221H216V220ZM224 219V220H223ZM229 219V220H228ZM14 220V221H13ZM21 220V224H20V221ZM30 220H34V221H30ZM41 220V221H40ZM67 220V221H66ZM73 220H75V221H73ZM83 220V221H82ZM91 220V221H90ZM223 220V221H222ZM236 220V221H235ZM3 221V222H2ZM13 221V222H12ZM26 221V222H25ZM30 221V222H29ZM41 223H40V222ZM43 221H44V223H43ZM45 221H46V223H48V225L46 226L45 224ZM72 221V222H71ZM87 222V223H85V224H87V225H85V224H83L84 222ZM213 221V222H212ZM238 221V222H237ZM17 222V223H16ZM19 222V223H18ZM34 223V225H33V223ZM67 222H69V223H67ZM81 222H83V223H81ZM93 222H95V223H93ZM223 222V223H222ZM224 222H225V224L226 225H224ZM10 224L11 225V231H9L8 229L10 228V225L8 226V224ZM15 223H16V225H15ZM23 223H24V225H23ZM26 223V224H25ZM29 224V226H28V224ZM192 223V224H191ZM41 224H44V226H42ZM50 224V225H49ZM52 224L54 225V226H52ZM61 224V225H60ZM82 225L81 227H80V225ZM94 224V225H93ZM222 224V225H221ZM14 225V226H13ZM20 225V226H19ZM27 225V226H26ZM38 225V226H37ZM66 225H67V227H66ZM73 225V226H72ZM74 225H76V226H74ZM179 225V226H178ZM221 227H220V226ZM9 228H8V227ZM34 228H33V227ZM40 226V227H39ZM49 226V227H48ZM55 226H56V229H53L52 230V227L53 228H55ZM70 226V227H69ZM86 227V229H88V231L84 228V227ZM4 227V228H3ZM27 229H26V228ZM28 227H30V230H29V228ZM48 227V228H47ZM63 227V228H62ZM75 227V228H74ZM78 227V228H77ZM8 228V229H7ZM38 228V229H37ZM45 228V229H44ZM52 230H50V229ZM62 228V229H61ZM81 228V229H80ZM84 228V229H83ZM4 229H5V234H6V237H5V234L3 233L4 232ZM12 229H13V231H12ZM41 231H40V230ZM69 229V230H68ZM79 229V230H78ZM84 230V233H82L81 231H83ZM7 230V231H6ZM14 230H16V231H14ZM23 230H24V232H23ZM26 230V231H25ZM36 230V231H35ZM55 230L59 233V231H60V233L58 234L57 232L55 233ZM59 230V231H58ZM62 230V231H61ZM76 230V231H75ZM78 230V231H77ZM185 230V231H184ZM38 231L41 233H38ZM55 233L54 235L52 234L51 235V233ZM65 231H67V232H65ZM70 231V232H69ZM7 232V233H6ZM17 232H18V235H17ZM36 232V233H35ZM62 232V233H61ZM73 232V233H72ZM91 232V233H90ZM4 235H3V234ZM13 233L15 234V235H13ZM22 233H24V234H22ZM26 233V234H25ZM33 235H32V234ZM72 233V234H71ZM75 233H76V235H75ZM81 233V234H80ZM11 234V235H10ZM35 234V235H34ZM43 234V235H42ZM58 234V235H57ZM78 234H80V235H78ZM82 234H85L84 236H82ZM91 234V235H90ZM25 235V236H24ZM27 235V236H26ZM41 235V236H40ZM44 235H45V237H44ZM56 235V236H55ZM59 235H61V238H59ZM76 236V237H74V238H72V236ZM9 238H11L12 236V240H10V239H8V237ZM17 236H19V237H17ZM22 236H24V238L22 237ZM30 236H35V238H33L32 237V239H31V237ZM38 236V237H37ZM39 236H40V238H39ZM51 236V237H50ZM63 236V237H62ZM90 236V237H89ZM16 239H15V238ZM26 237H27V240H26ZM71 237V238H70ZM80 237H81V239H80ZM3 238V239H2ZM22 238L23 239H25L24 240V242L26 243V244H24V242H23V240H22ZM39 238V239H38ZM49 238H56V239H49ZM59 240H58V239ZM65 238V239H64ZM15 241H14V240ZM42 239H44V240H42ZM62 239V240H61ZM73 239V240H72ZM3 240V241H2ZM19 240H20V244H19ZM39 242H38V241ZM49 240H51L50 241V243H48L49 242ZM58 241L59 243H56L55 242V244H51V243H54V242H52V241ZM67 240V241H66ZM81 240V241H80ZM43 241V242H42ZM47 243H46V242ZM63 241V242H62ZM66 241V242H65ZM71 241H72V243H71ZM85 241V242H84ZM28 242H30V243H28ZM33 242V243H32ZM37 242V243H36ZM40 242H42L43 244H41ZM83 243V245H82V243ZM38 243H39V245L42 247V251H44L45 250V253L47 254V252H48V254L46 255L44 252V256H42V258H41V254L43 255V253L41 252V250L39 251V249L37 248V247H39V245H38ZM44 243H46L45 244V246H44ZM64 243V244H63ZM68 243V244H67ZM74 243V244H73ZM23 244V245H22ZM29 244V245H28ZM32 244H34V245H32ZM58 244V245H57ZM63 244V245H62ZM72 244V245H71ZM80 244V245H79ZM92 244H93V246H92ZM19 245V248L17 247ZM20 245H22L21 247H22V250L24 249V253H25V255H23L24 253H23V251L21 252V247H20ZM31 245V246H30ZM47 245V246H46ZM55 245V246H54ZM61 245V246H60ZM65 245H71V247L70 248H75V246L76 245H78V246H80V248H82V249H80L79 251L80 252H78V250H77V252L78 253H73L74 251H71L70 250V248H68L69 246H65ZM75 245V246H74ZM81 245H82V247H81ZM248 246H252V243H248L247 244ZM8 246H7V248H8ZM25 246V247H24ZM29 246V247H28ZM34 246V247H33ZM37 246V247H36ZM49 246V247H48ZM44 247H47L46 249L44 248ZM56 247H58V248H56ZM30 248V249H29ZM35 248H37L36 249V251H34L35 250ZM44 248V249H43ZM54 248V249H53ZM93 248H94V250H93ZM9 249V248H8ZM55 250V251H52V250ZM67 249L69 250V251H67ZM86 251H85V250ZM14 250V252H10V251H13ZM27 250V251H26ZM31 250V251H30ZM47 250V251H46ZM50 250V251H49ZM87 250H88V252H87ZM16 251V252H17ZM59 251V252H58ZM66 251V252H65ZM71 251V252H70ZM5 252V253H4ZM28 252V253H27ZM31 253V255H30V253ZM36 252H39V255H37L38 253H36ZM41 252V253H40ZM51 252V253H50ZM54 253V254H53ZM64 255H63V254ZM82 253V254H81ZM86 253H87V255H86ZM12 254V255H11ZM14 254H15V256H14ZM23 256H22V255ZM69 254V255H68ZM72 256H71V255ZM78 254V255H77ZM50 255V256H49ZM57 256V257H53V256ZM63 255V256H62ZM80 255H82V256H80ZM86 255V256H85ZM12 256V257H11ZM19 256H22V259H20L21 257H19ZM25 256V257H24ZM37 256H39L40 257V259H39V262H38V258H37ZM48 256V257H47ZM70 256V257H69ZM5 259H4V258ZM8 257H9V259H8ZM24 257V258H23ZM29 257V258H28ZM33 257H34V259H33ZM44 257H46L45 258V260H44ZM61 257L62 258H64V260H62L61 259ZM65 257H67V258H65ZM75 257V258H74ZM83 257V258H82ZM29 260H27V259ZM37 258V259H36ZM70 258V259H69ZM79 258V259H78ZM81 258V259H80ZM18 259H19V261H18ZM74 259H75V261H74ZM5 260V261H4ZM24 260V261H23ZM47 260V261H46ZM55 260V261H54ZM60 260H62V262L60 261ZM71 260V261H70ZM83 260V261H82ZM4 261V262H3ZM11 261V262H10ZM24 263H23V262ZM26 261V262H25ZM43 261V262H42ZM53 261V262H52ZM69 261H70V263H69ZM16 262V263H15ZM29 262V263H28ZM37 262V263H36ZM31 263V264H32ZM59 263V264H60ZM260 264H264V263H260Z\"/></svg>",
  "mask_w": 264,
  "mask_h": 264
}]
</instances>
